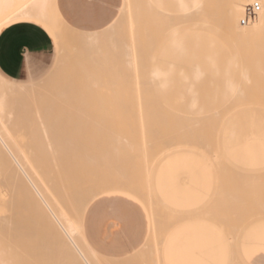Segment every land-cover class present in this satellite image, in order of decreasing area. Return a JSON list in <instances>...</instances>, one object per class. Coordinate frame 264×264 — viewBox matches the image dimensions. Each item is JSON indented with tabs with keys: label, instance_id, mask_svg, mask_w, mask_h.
Instances as JSON below:
<instances>
[{
	"label": "bare ground",
	"instance_id": "obj_1",
	"mask_svg": "<svg viewBox=\"0 0 264 264\" xmlns=\"http://www.w3.org/2000/svg\"><path fill=\"white\" fill-rule=\"evenodd\" d=\"M143 1H145V3H142ZM255 3H258L261 6V10L259 11L256 19L254 21L250 22L249 24H247L245 26H242V24H243L242 20L245 17L246 8L248 6H250V5L255 4ZM142 5H144V6H142ZM156 14H157V16H159V19H162L161 17H163V21L164 22H161L162 20H159V19H157V20L162 25V26L159 25L158 28H160V27L165 28V30L163 29L164 31L162 30L165 33V34L163 33V35H162L163 37H165V42L164 43H162L164 41L163 40L164 38H161L162 37L161 36L162 32H161V30H158L157 29V24L158 23L156 24V22H158V21L156 20V18H158V17L156 16ZM153 15H154V17H153ZM144 16L145 17L148 16L150 18L149 19L146 18V19L143 20V18H145ZM155 16H156V18H155ZM17 19H32V20H36V21H39L42 24H44L57 37L58 44L60 46V51H61V47L63 45L62 44L63 36L64 35L71 34L73 32V30H74L71 27H69L61 19V17L59 16V13H58L57 7H56V0H0V28L2 26H4L5 24H7V23H9L11 21L17 20ZM147 20H149L150 22H148ZM146 22L149 23L152 27H150V25L147 24ZM239 22H240V25L242 27H244L243 29H240L239 28ZM140 23H141V25L144 24V26H146V27H143L141 29V31L143 32V34L140 33L141 36L139 34ZM154 23H155L156 26L154 25ZM147 27H150V29L153 30V31L150 30V32H152L153 34L149 32V29ZM145 28H147V29H145ZM154 28H156L157 30H155ZM160 29H162V28H160ZM146 30H148V31H146ZM145 34L146 35L151 34L150 37L153 36L152 38L154 40L156 39V42L155 43L152 42V43H153V45L156 44L154 46H155V48H157V51H156V49L154 48L153 45H151V42H150V45L151 46H149V47H152L153 46V48L155 50V51L152 50L154 52V55L152 54L151 51H148V49L144 50V52L145 51L151 52L150 54L153 55L151 57V61H154L155 62V63L154 62H151L154 65L150 63L152 65V67L150 65H148V67H151L149 71L146 70V69H149V68L146 67V66H144L143 63H142L143 65H141L140 67L138 66V63H137L138 60L141 59V55H142V53H141L140 56H139V54H138L139 53V49L138 48H142V47L144 48L145 45H146L144 42H147L148 41L147 40L148 38L150 39V37L148 36V38H146L145 41H144L143 38L146 37ZM140 37H143V38L141 39ZM263 37H264V0H141V1L140 0H125L124 7L122 9L121 15L115 21V23H113V25H111L109 28H107L106 30L101 31V32H97V33H84V32H80V34L77 36V39H78V42H79V45L80 46L79 45H73L71 47H73V49H74V46L76 48H77V46H79L77 48L78 50H80V47H81V54H82L81 56L82 57H79V55L77 56V54L75 53L78 50L75 51L74 52L75 54H74L72 48L68 52L72 56L70 55L71 57L70 56L68 57L67 56L68 53H67L66 54V57H68V59L69 58L70 59L71 58L72 59L73 58L74 59H78L76 57H79V60H77V61L76 60H70L71 62L73 61L72 62L73 63L72 65H75V67L77 66L78 70L76 68L77 71H75V72H78L79 75L75 76V74H77V73L74 74V72H73V70H75V67L72 68V65H71V70H72L71 71L70 68H69L70 66L68 67V65H70V64L64 58L65 60L63 59V61L64 62H67L68 64L66 63L67 65L66 64L64 65V66H67V68H65L62 65L63 66V69H61L62 70L61 72H63L64 70H65V72H63L62 74L60 72L59 73L60 75L57 74V75H59L58 77H60V79L59 78L58 79L56 78L57 75H56V77L54 76L57 79V81L59 80L58 82L61 85H63L62 87L59 85V83L57 84V81H56L55 78H54V80H53V78H49L45 82H39V83L31 84V85H17V84H14L12 82L7 81L6 79H4L3 77L0 76V264H115L114 262H112V261H110V260H108L106 258H103L100 255H98L97 253H95L89 247V245L87 244V242H86V240L84 238V235H83V217H84L85 211H86L88 205L95 198H97L98 196H100L101 194H103L105 192L102 191V192L89 193L90 191L88 190L87 186H86L85 192H82L81 193V191L78 190L77 188H76L77 189L76 190L75 189L76 184H78V183H80V181L84 180V179H82V180L79 179V173L84 172L83 173L84 175L87 174L88 177L87 176H84L85 178H87L85 180H87V182H90L88 180H91V182H90L91 185L92 184L94 185L96 183V181H98L96 178L99 179V176H100V178L102 179V177H104L103 175H101V173H100V175L98 177H96V175H95V172H96L95 171V168L98 167L99 163L96 164L97 161H95V160H97V159H94V158L96 156H99V157H101V156L102 157H107L108 155L110 156L112 154H116L117 155V156L113 155L112 158L114 159V161H116V160L118 161V159H120V158L124 160L125 156L127 157V156H129L131 154L133 155L135 153V154H137L139 156L138 157L136 155V158H135L136 160L134 159L135 155H134V157L132 156L133 160H132V158H130V157L129 158L132 161H136L134 163H137L138 160H139V159H137V157L140 158V159H142L141 157L143 155H144L143 156V158H144L147 155V153H149L148 154L149 158L146 157L145 159H143V162H142V160H139V163L142 162L143 163L142 166L145 168L146 165H147L145 163H148V161L150 160V156H151V154L153 152L150 149V151H152V152L149 151V152L146 153V151H148L146 149V146H147L146 144H147V142H149V140L147 139V133H148L147 131H150V129L152 127H153V129H151V131L154 130L153 132H155V133L158 132V131L159 132L161 131L160 133H157V134H159L158 135V138H160L161 140L158 139L159 141H157V140L155 141L153 139V137H152V141L154 140L160 146H161V143H162V147H161L162 150L160 151V148L158 147L157 144H155V143L153 144L154 141L152 143L150 142V144H152L154 146V148L152 146H150V147H152L153 150L159 148L158 150L160 152L157 153L154 150V153L153 154L157 153V154H155V156L156 155L159 156L160 159L162 157L163 158L162 161H164L167 157H169V156H171L173 154H176V153L185 152V151H193L194 152V150H197V147H199V145H201L200 148L203 147L204 149L203 148L202 149H199V150H197V152L200 155L204 156L206 159H208V160L211 161L213 159L212 158V155H211L212 152H213L212 149H214L216 146L218 148L221 147V145H220L219 142H218V145H220V146L214 144V143H217L216 142V140H217L216 134L218 135V133H221L220 132L221 130H219V132L217 130L220 129L219 127H221L222 125L224 126V124L222 123V119H223V122L226 123L225 120H228V116L230 118L232 116V115L230 116V114H232L233 111L235 113V110L237 109L236 107H238V106L234 107L235 105H237L235 103V101H237V103L239 104V107L241 105L242 106L245 105V106H243V108L245 109V107L248 106V104H246V103H250L251 102V101H249L250 98L251 99L255 98V99H257V100L253 99L255 105H257V108H255V109H258L259 110V108H260L261 110H263L262 108H264L263 107L264 105L262 106V103H258V102H260L261 99L262 100L264 99V93L262 95L258 91V93L260 95H262V97L260 96L261 99L258 101V99L260 97H258L259 94L257 93V89H252L251 88L252 92L250 94H252V95L249 94L251 96L249 98L248 97L249 95H247L249 92L247 93V91L243 87V85L239 83V82L242 81V79H241L242 73H241L240 81L239 80H233L234 82L236 81L235 82L236 84L234 83L233 87L236 86V85H238V84L240 85L239 88H238V86H236V87H237L238 90H241L240 87L243 89L244 94H245L244 97L247 95V99H246V97H245V99L243 98V100H245V103H242L244 101H242L240 99V98H242L243 94H242V96L239 99H237V100L236 99H233L234 97L237 96L236 93H239L238 94V96H239L242 91H238L236 89V87H235V89H234L236 91V93H235L234 90H233V88H232V85H230V83H226L227 84L226 86L229 87V89L231 87L232 88L231 90H233V92H231V94L232 95H235L236 94V96H232L231 94H230L231 95L230 96L228 94L229 93L228 91H230V90H228V88L225 87L224 89H225L226 95H229L232 98L231 99V102H230L229 97H227V99L229 100V103H231V104L230 105H227L228 104V100L226 99V97L224 98L226 105H225V103L222 104L221 102H214V99L212 98L213 99V101H211L212 102V106L214 105L216 107V109H215V111L214 110H211L214 113H213V115L212 114L210 115V113L208 114L206 112H202V110L205 111V109H201V107L204 105V102H205L204 107H206V105H209V108L211 109L212 108L211 102H210V100H212L211 97L212 96H216L217 99L216 98L215 99L218 101V99H220L221 97L219 96V98H218L217 95L220 94V93H222V92H224V90L221 89V92L220 93H219V90H220L221 87L220 88L219 87H216V88H219V89H215L213 91L210 90V91H212L211 97L208 96V95L211 94L210 91H209L210 94L207 92L208 95L206 94L207 96H205V97H207V100L204 101L203 99L205 97L203 96V99H202V97H200L201 95L199 96V94H198L199 90L198 89H195V87L197 86V84H199L201 82V80H203L204 74H202L203 76L198 77V78L196 76L198 74L201 75V73H199V72L202 71V68L199 65L193 64L192 67H191L190 74L187 75V73L184 72V70L182 68H180L177 63H174V62H162L161 61V58L164 57V56H168V55H176V56L195 55L196 52H197V49H196V47H194L192 45L193 44L195 45V43L199 42L200 40L220 38V39L233 40L234 42L236 41L237 43H244V44L245 43H248L249 44L253 40H255L257 42L263 41L264 40ZM259 38H260V40L258 41ZM159 39L160 40H163V41L161 42ZM138 40H140V41L137 42ZM141 41H144V42L142 43ZM149 41H153V40H149ZM249 41H251V42H249ZM140 42L142 44H140ZM138 43L141 45V47H138ZM157 43H159V44L157 45ZM65 44H68V43H65ZM164 44H165V47H163ZM158 47H160V48L158 49ZM162 47L164 48L163 51H162ZM69 48H70V46L68 47L67 50H69ZM145 48H148V47L146 46ZM261 49L262 48H260V50H258V51L259 52L260 51H263V53H264V50L263 49L261 50ZM158 50L159 51L161 50L162 52L160 51L161 53H159ZM258 51H255L254 52V53H256L255 54L256 56L259 55V54H260V58L262 56H264V54L262 52L259 53ZM73 54H74V57H73ZM150 54H148V55H150ZM144 55L145 54H143V56H142L143 59H144ZM108 56H109V58L110 57H113L112 58L113 61L110 62V64H108V65L105 63L106 65L105 66H102L101 64H103V62H106V60H110V59H107ZM64 57H65V55H64ZM257 57H259V56H257ZM145 58H148V57H145ZM260 58H258L259 61L261 60ZM80 59H82V60H80ZM118 59H120L119 62L122 61L121 62L122 64L121 63H117V60ZM86 61H88L89 63L86 62ZM90 61H91V63H93L91 66H90V64H91ZM158 61L160 63L161 62L162 63L161 64L160 63L158 64L157 63ZM261 61H260V63H258V62L257 63L260 64V67L262 69L260 67H258L259 66L258 64H257L258 65L257 68H258V70L261 69L259 71H262L263 72L264 68L262 67ZM64 62H63V64H64ZM78 62H82V63H78ZM77 63H78V65H77ZM85 63L87 64L86 67H85V65H86ZM96 63H98L99 65H101V67H102V69H104V71L105 70H109V71H105V72L103 71V72L97 73L98 71H95L94 68H96V70H99L101 68H99L97 65L95 66L94 64H96ZM107 63H109V62H107ZM81 65H82L83 68H85V70L88 73H86V71L83 70L82 67H80ZM80 69H81V71H80ZM90 69H92L93 72L90 71ZM69 70L71 71V73L73 72V74H72V75H74L73 76V79L72 78L68 79L69 76L71 75V73H69L70 72ZM144 70H146V71H144ZM192 71H194V72L198 71V72L195 75V73L192 72ZM246 71H247V68L246 69H243L242 72H246ZM106 72H108V73H106ZM147 72H149V75L148 74L147 75H148V78L151 77L150 79H147L146 78L147 76H145V73H147ZM68 73L70 75L66 76ZM140 73H142V74H140ZM178 73H182L183 75L182 74L179 75ZM192 73H194V74H192ZM247 73H249V70H248ZM247 73H245V74H247ZM173 74L174 75L175 74H178L179 75V78H180L181 75L182 76H186L188 78V80L191 79V78H193L194 76L196 77V80H195V78H193L194 79L193 81H192V79L189 80V81H185L187 79L185 77L183 78L181 76L183 78L184 82H186L187 85H189V84L191 85V88H192V91L191 92H197L195 94L194 99H192V100L190 99L191 97L193 98V96H191L189 94V92H190L189 90H191V88L188 87V86H186V84L184 82H182L183 80L181 78L180 79V82L183 83V85H182V87L180 89L181 92H179L180 90H178V93H176V94L178 95L179 93H181V94L184 93L182 95L183 96V99H184V101H182L183 103L180 102L182 100V97H180L181 94H179L180 96H177L175 94V97L176 98L178 97L177 98L178 100H179V97H180V100L179 101L176 98L175 99H172L173 97L168 98L170 102H168V100H167L168 103H174V109L177 108L176 105H178V103H179V105L182 104V107L181 108H183V106L184 107L185 106L187 107L188 106L187 103L189 102V104H190V106H189L190 107V110L187 107L188 110L185 108L186 109L185 111H187V112L189 111L188 113L190 115L189 116L190 118L193 117V119H194V117H195L196 122L197 123L199 122V125H197L199 127H197L195 129V127H196L195 125L196 124L193 126V128H191V126H192L191 124L192 123L187 122V124L190 123V124H188V125H191L189 128H191V130L194 129V130H192L193 131V134H196V132H197V135L196 136H197V138H200V139L195 138L196 137L195 135L192 138L191 137V134H190V137L193 139V143H190V144H187L186 143V142L189 141V140L188 141L186 140L187 137H186V139H184V140H186V142L184 140H180V138H178V135L179 136H183L184 135V134L183 135L182 134L180 135V133H177V131L180 132L179 130H181L179 128H177L178 130L177 131L175 130L176 132L172 134V133H170L169 130H166L165 128L160 127L159 129H162V130H158V128H156L155 125H153L151 127L150 124H149L150 122H148V124L146 123L148 120L151 119L150 118L151 116H152V119H151V122L152 123H153L154 120L161 119V118H164V117H163V114L162 113H158L157 112V115H159V116H160V114H162L161 115V118L160 117L159 118L157 117L156 119L154 118V120H153V117L156 114H154L153 112L152 113L150 112L149 114L147 113V110L153 109L154 107L149 108V109L145 108L147 105H144V102L147 101L148 98H147V96H146V98H142L141 97V96H143V97H145V96L144 95H141L143 91H140L141 90L140 89L141 83L139 84L138 82H140L141 79H139V76L140 75H142V76L144 75V77L146 78V81L148 80L149 82L152 83V84H150L149 82H146L147 85L149 84V85L152 86V85H155L156 82H157L158 84H156V86H152L153 88L152 87L150 88V89H152L151 91H154L155 88H157V87L159 88V90H161L160 89L161 86H164L163 88H166V86H167V88L165 89V90H167L170 87V86L168 87V85L172 84L171 83L172 82V79H170V78H172L174 76ZM248 75H250V73ZM248 75H245L246 77L244 76L242 78L243 79L246 78V83L247 84H249V82H247V81L250 80L251 81L250 82V85H251V83L253 81L251 80V78ZM62 76H64V77L66 76L65 79L66 78L68 79V81H67V79L66 80L63 79V82L65 81L64 82L65 84L63 82H61L62 81L61 80ZM191 76H193V77H191ZM133 77L136 78V79H133L132 80L131 78H133ZM198 79H199V81H197ZM72 80L73 81L75 80L76 83L79 84V85L77 84L79 88L75 85L76 83L75 84L73 83ZM134 80H136V81H134ZM233 81H232V83H233ZM68 82H69L68 85L71 84V86H68L67 85ZM134 83L136 85H138V86L135 87L136 85H134ZM144 84H145V80L142 82V85H144ZM193 84H194V86L192 87ZM195 84H196V86H195ZM228 84H229V86H228ZM53 85H54V87H53ZM56 85H59V86L56 87ZM132 85H134V86H132ZM157 85H159V86H157ZM224 85H225V83H224ZM82 86H84V87L86 86L88 90L86 88L82 87ZM129 86H130L131 89L129 88ZM183 86L189 88L188 89V95H190L191 97L190 96L188 97L187 92H186L187 89H186L185 92L182 91V88H184ZM55 87H56V89L58 91L57 90L54 91ZM68 87H71V89L73 88V90H74L73 92H75V93H72L71 92L72 95H70L71 94L70 92H68V91L66 92V91L63 90V88H65V90H67ZM83 88L86 89L87 91L83 90ZM133 88L135 89V91L133 90ZM193 88L195 89L194 91H193ZM71 89L69 91H71ZM75 89H77V90H75ZM156 90H155V92H156ZM162 90H163V92H165L164 89H162ZM162 90L159 91V92L160 93H163ZM183 90H185V88ZM247 90H249V89H247ZM251 90H249V91H251ZM62 91L65 92V95H64V92H62ZM82 91L83 92L85 91L86 94L87 93L88 94L93 93L92 95H95V96H91L90 97V95L88 96V94L86 95ZM131 91H134V92L132 93ZM139 91H140L141 94L139 93ZM144 91L146 92L147 90L145 89ZM217 91H218V94L214 93V92H217ZM52 92L56 96L53 97V93ZM58 93H60V94L58 95ZM61 93H63V95H61ZM76 93H78V95H76V96L74 95L76 97L74 99L73 98V94H76ZM136 93H138V95ZM160 93H159L160 96H157V100H158V102H160V100L162 102H164L166 99L164 100V97ZM225 93H224V96H226ZM66 94H68L67 96L69 98H67ZM132 94L135 95V96H133ZM69 95L72 97V99L70 98ZM84 95H86L87 97L84 98L85 97ZM129 95L130 96L132 95V96L130 97ZM192 95H194V94L192 93ZM196 95H197V97H196ZM59 96L60 97H66L67 99H70L69 101L71 103H69V101L67 100L68 102L66 101V103H69V104H66V105H68V107L71 108V106L74 104V107L72 106L73 108H71V109H74L75 108V103L77 101H78V103H81V106L82 107L84 105V104L82 105V101H85V102L88 101V103H91L92 104V105L90 104L91 106H93L94 103L95 104H98V102L101 103L102 106H100V108L103 109L102 110V113H103V115L105 114L104 115L105 117L107 116V119L109 121V124H107V121L104 124H106V126H109L110 125L109 127H110V130L112 131V135L111 136H113L112 139L115 138V139H117V141H120V140L121 141L122 140H126L127 141L128 140L127 144H124V145H126L125 146L126 149H124V151L127 152L129 155H127V154L125 155V153L122 152V150H123L122 148H120V149L117 148V149L114 150V152L113 151L112 152H110V151L106 152L109 149L106 150V149L103 148L104 149V152L103 153L101 152L103 150H101V151L98 150L97 146H99V145H97L96 144L97 141H95V137L98 134L96 133V135L93 137V135L97 131H95L94 134L92 135V132L94 130L92 128V123L93 122H91L92 120L93 121H96V119L94 120L93 119L94 118V115L90 113L91 116L89 115L90 117L89 116H87V117H89V119L91 117H93V118H91L92 119L90 121L91 123L88 121L89 122V124H88L89 125L88 130H90L91 133L88 132L87 130H86V132H88V133L91 134V135L88 134V137H91L92 136L91 138L92 139L94 138L93 139V142H95L94 143L96 145L95 148L97 149V151H100V152H98V153H92L94 150H95V152H97V151H96L95 148L94 149L91 148L90 151L88 150L91 154H87L86 153L87 154V158L89 159L90 162L93 163L95 161L94 162L95 164H93V166L91 165V163L90 164H87L88 162L87 161H84L85 159H82L83 160L82 162L85 165H83L81 163V161H80L81 164L79 163L80 166H82L81 168L79 167V164H78V167L75 166V165H77V161H75V157H72L73 158L71 160L72 162L69 160L70 157H67L69 155L72 156L73 153L70 154L68 152V150H67V152L69 153V155L67 153H65L67 155H64L63 152H62L63 150L60 149L63 146L62 143L58 142L59 144H61V146H58V144L56 145V143H57L56 142V139H55L56 137L54 138V135H53V137L50 135V130L47 129L49 126L47 124L44 125L45 122L44 123L42 122V120H44V118H42L41 114H42V112L45 111V110L42 111V109H43L42 106H41L42 104L44 106L45 103H49L50 101L52 103V100H55V101L59 100L60 102L58 101L57 103H60V105L57 104L56 102L55 103L60 106L61 111L64 110L63 107H64V104L65 103L63 104V102L65 100L63 98H58ZM80 96L81 97L83 96V97L80 98ZM198 96H199L200 99H202V101H204L203 103L200 102V100H198ZM252 96H254V97H252ZM134 97H136V99ZM159 97L161 99H159ZM186 97H188V99ZM208 97H210V98H208ZM195 98H197V101L195 100ZM222 98H223V96H222ZM236 98H238V97H236ZM248 98H249V100H248ZM60 99H63L64 101L63 100H60ZM155 99H152V100H155ZM224 99H223V101H224ZM74 100H75V102H73ZM133 100L135 102H133ZM174 100H176V101L174 102ZM194 100L197 102V103H195V105L197 104L198 106H200V109H201V113H199L200 117L198 115V111L200 109L198 108V106H197V108L199 110H197V108L195 109V107H194L195 106L194 105V102L195 101ZM238 100H239V102H238ZM240 100L242 102H240ZM136 101H137V103H136ZM171 101H173V102H171ZM177 101H178V103H176ZM198 101L201 104H203V105L201 106V104ZM256 101H257V104H256ZM184 102L187 105H185ZM208 102H209V104H208ZM213 102H214V104H213ZM34 103H35V105L33 106ZM51 103L48 104L47 110H49L50 107L53 108L54 101H53L52 105H51ZM129 103H130V106H128ZM135 103H136V105L138 104V106L135 107ZM101 104H99V105H101ZM217 104H222L223 108L221 106L218 107L219 105L217 106ZM253 104H251V105L253 106ZM62 105H63V107H62ZM66 105H65V108H67ZM76 105H78V107L80 106L77 103H76ZM258 105H259V107H258ZM30 106L32 108L34 107L35 110L34 109H32V110L30 109L28 111V109L31 108ZM118 106H121L119 109H121L123 107L122 109H124V110H122V111L120 110V112L116 111V108H118ZM162 106H164V105H162ZM170 106L171 105L165 106V109L169 108ZM242 106H241V108H242ZM250 106H248V107L251 108ZM39 107L42 108V109H40ZM84 107H86V106H84ZM128 107L131 108V109H129ZM172 107L173 106H171L170 108H172ZM224 107H225V109H224ZM248 107H247V109H248ZM44 108H46V107H44ZM134 108H136V109H134ZM144 108L146 109V111L143 110ZM219 108H221V109L219 110ZM228 108H231V110L228 109ZM232 108L233 109L236 108V109L232 111ZM253 108H254V106L252 107V109ZM36 109L37 110L39 109L42 112L41 111H37ZM81 109H83V108H81ZM98 109H99V107L96 109L97 112L95 111L96 112V114H95L96 116H98L99 113L101 112V110H100V112H98L99 111ZM158 109H160V108H158ZM179 109H180V107L177 108L176 110L178 111ZM194 109L197 111V113H196V111ZM213 109H214V107H213ZM33 110L36 113H34ZM65 110L67 111V109H65ZM134 110H136V111H134ZM216 110L217 111L219 110L218 112H221V114L224 113V114H222V116L225 118V120H224L223 117L220 119V121L218 120L220 117H219V115H217L218 113L216 112ZM222 110H223V112H222ZM225 110H229L228 113L230 112V114H228ZM237 110H236V112L239 111V110L238 111ZM30 111H33V112H31V114L34 113L33 115H37V118L39 119V123L38 124L40 126L39 129L35 128V130L37 129V134L38 135L35 136V134L33 133V137H32V134H28L29 132H31L30 131L31 130L30 128H29L30 130L28 129L29 130L28 133L26 132L28 130L27 129L24 130L23 127H16L15 128V126L17 124H21V123H19V121L22 122L21 121L22 120V117L23 118L25 117V119H26V116L28 115V113H30ZM54 111H55L56 115H53L52 114L53 116H51L52 118L50 117L49 120L53 119L54 116H56V117L58 116L57 115V113H58L57 111L58 110L54 109ZM54 111H53V109L50 110V112H54ZM78 111H80V110H77V112ZM90 111L92 112L91 109H90ZM93 111H94V109H93ZM143 111H145V113H147V114L145 115V113ZM177 111L175 113H178ZM182 111H184V108H183ZM182 111L179 110V114H175L174 113L175 115L174 114L173 115L176 116L174 118H178L177 115H180L179 118H178V120L181 119L182 121H186L189 117L187 119L185 118L186 120H183L184 118L182 117L183 118L182 119L181 118V115L183 116L184 114H186V117H187V114L188 113L187 112L185 113V111L184 112H182ZM25 112H26V114H25ZM73 112H72V114L70 116H72V115L74 116L75 115V114H73ZM75 112H76V109H75ZM85 112H87V111H85ZM215 112H216V117H215ZM69 113H71V111H69ZM87 113H89V111ZM202 113H203V115H202ZM64 114L62 112L61 115H64ZM68 114H65V116L68 115ZM78 114H79V112H78ZM193 114H195L196 116H198L200 118V120L198 119V121H197V118L198 117L196 118V116L195 115L193 116ZM50 115L51 114H49V116ZM103 115H101V116H103ZM149 115H151V116L149 117ZM206 115H207L208 118H206ZM225 115H227L226 116L227 118L225 117ZM75 116H77V115H75ZM75 116H74V118H72L73 121H75L74 119H76ZM104 116L103 117H99V120H101V118H104V120H105L106 118ZM31 117H34L35 118L36 116H31ZM62 117H64V116H62ZM143 117H145V119L146 118H148V119L145 120V119H143ZM201 117H203V118H201ZM210 117L213 118V122H214V119H215V123L216 124H219L218 128L214 124H213V126L211 125L212 124L211 123L212 120L211 121L209 120V119H211ZM28 118H30V116H28ZM66 118L68 119L67 116L64 117L65 120H66ZM96 118L98 119V117H96ZM119 118H121L120 120H123L122 122H124V124H125V122H127L128 125H130L128 127L126 126L125 128L122 127L123 130L125 131V132L122 131L123 132L122 136L124 135V137H120L121 136V130L118 127L116 129V127H115V125H116L115 122L118 121ZM132 118H134V119H132ZM135 118H139V119L142 118L141 121L139 120L140 123H142L140 125L141 127L139 126L140 128L137 127L138 123H137V125L135 127L133 126V124H134L133 122L136 120ZM168 118H170L169 115H168ZM171 118H172V116H171ZM16 119H17V121H16ZM19 119H21V120H19ZM113 119H117V120L116 121L115 120L113 121ZM59 120H61V119L59 118ZM59 120H57V121H59ZM181 120H179L180 121V124L182 122ZM208 120L211 123V124L209 123V125L211 127H214V128H212L211 131H210V128L211 127L208 125V122H209ZM217 120H218L219 123L217 122ZM14 121L16 122V125H14ZM54 121H56V120L54 119ZM79 121H81V120H79ZM98 121H96V122H98ZM158 121H159V123H162V125H163V122H161L160 120H157V123H158ZM176 121H177V119H176ZM188 121H191V120L188 119ZM61 122H63V121L61 120ZM66 122L69 123V121H67V120H66ZM77 122L78 121L73 122L74 124L72 123V126L76 125L75 123H77ZM112 122H114L115 125L110 124ZM24 123H25L24 125H26V121ZM85 123H87V122H85ZM118 123L120 124L121 121L120 122L118 121ZM118 123H117V125H118ZM154 123H156V122H154ZM159 123H158V125H159ZM206 123H207V125H206ZM38 124H36V127H37ZM70 124H71V121H70ZM83 124L84 123H82L81 126ZM98 124H96V127L97 126H100ZM124 124L121 123L120 125L124 126ZM145 124L147 125V129L148 130L146 129V127H144V126H146ZM177 124H178V122H177ZM201 124H205L206 126H208L209 127V130H206L208 128H206V126L202 127ZM13 125H14V127H12ZM24 125H23V123L21 124V126H24ZM53 125H55V122H54ZM158 125H157V127H158ZM162 125L160 124L159 126H162ZM165 125H166V123H165ZM17 126H19V125H17ZM72 126H70V129L69 128H67V129H69V131L70 130L73 131L74 129H76L75 127H74V129L71 128ZM106 126H104L105 129L108 128V131H109V127H106ZM113 126L115 127V130L118 131V129H119L120 131L115 132V134H113V132L115 131V130L114 131L112 130ZM177 126L179 127V124ZM184 126H185V128H183V129L184 130H187L186 129V126H187L186 123H185V125H183V123H182V126L181 127H184ZM223 126H222V129H223ZM50 127L51 128L53 127L52 124H51ZM68 127H69V125H68ZM82 128H84V127H82ZM82 128H80V131H81ZM136 128H138L139 130L136 129ZM198 128L201 129V130L199 131ZM58 129H57L58 130L57 133H59V131L62 130L60 128H58ZM98 129H100V127ZM156 129L158 131H156ZM54 130H56L55 127H54ZM84 130L85 129H83V131ZM165 130L168 132L167 134H165ZM184 130H183L182 133H184ZM69 131H67L66 133H68ZM111 131H109V132H111ZM187 131H185V134L186 133H188V134L189 133H192V131L191 132L190 131L187 132ZM194 131H195V133H194ZM207 131H208V133H207ZM24 132H26V133H24ZM86 132L84 131V134L82 133L83 136H82V134H80L82 137L79 136V139L77 137V135H79V134H77V129L75 131V133L77 135H75V133L71 132V133L74 134V137L76 136V138H77L75 140L72 139V141L73 142L76 141L75 144H78V141H79V143H82L83 142V144L85 143L84 145L86 147V143L87 142H85V141H87V140H84V138H85L84 136H85V133ZM54 133H55V131H54ZM71 133H69L70 134V137H73V135ZM100 133H102L101 130H100ZM104 133H105V135H107L106 134V131ZM118 133H120V134H118ZM124 133H127V134H124ZM209 133H210V135H208ZM64 134H65V132H64ZM116 134L119 135V137H116V136L114 137V135H116ZM151 134H149V135H151ZM198 134L199 135L202 134L204 137L202 135L199 137ZM28 135H30V136L28 137ZM86 135H87V133H86ZM101 135H100L99 138L104 137V134H103V136H101ZM108 135H110V133ZM132 135L135 136L136 139H135V137H134V139H132L133 138ZM213 135L216 138H214ZM186 136H188V135H186ZM30 137L34 138V140L37 139V143L34 145L35 146L34 148H37L38 150H40V151L37 150L38 152H41V150L43 151L42 158L40 157L41 156V153L39 155L37 151L34 152V154H37L36 155L37 157L39 156V158L42 159L41 160L42 162H40V161L38 162L35 159L33 160V158H32L33 155H34L33 153H32L33 154L32 155L31 154V151H30V149L32 147V146L30 147V145H31L32 142H30L29 144H27L28 142H25L26 140L29 141ZM58 137L59 136H57V138ZM60 137L62 138V136H60ZM60 137L58 138L59 141L61 140ZM184 137L185 136H183L182 138H184ZM201 137H202V139H201ZM205 137L208 138V140L209 139L210 140L209 141L208 140H204V139H206ZM211 137H213L215 140L213 141L212 140L213 138H211ZM32 138L30 140H33ZM69 138L68 139L67 138H64V141H62V142H65V139H67L66 141L70 142L71 140ZM218 138H220V134L218 135ZM80 139L83 140V141L80 142L81 141ZM96 139H98V137H96ZM106 139L107 138H104L103 141L106 140ZM115 139H113L112 144L115 142L114 141ZM149 139H150V137H149ZM195 139H197L196 142H198V143L194 142ZM108 140H109V138H108ZM143 140H145L147 142H145ZM179 140L182 141V142H180ZM89 141H91L90 138H89ZM101 141H102V139H101ZM136 141H138L139 143H136ZM202 141H204V142H202ZM205 141H207V144H206ZM217 141H220V140L218 139ZM104 142H101V143H103V145H105L106 142L109 143L107 140H106L105 143ZM143 142L145 143V146H143V144H142ZM201 142H202V144H201ZM101 143L98 142V144H101ZM107 143L104 146L105 148L107 147ZM140 143H141V146H140ZM89 144L90 143L87 144V149H88V145ZM119 144H120V142H119ZM205 144L208 145V146H206ZM108 145L111 146L110 143ZM124 145L122 144L123 147H124ZM192 145L193 146L195 145L196 148L194 149ZM89 146H92V145H89ZM122 146H117V147H122ZM139 147L140 148L141 147H143V148L145 147L146 150L142 148L143 149V151H142V149H140ZM63 148H64V146H63ZM99 148L102 149V147H100V146H99ZM74 149H75V147H74ZM83 149H85V148H82V150ZM31 150L33 151V149H31ZM75 150L78 151V149H75ZM91 150H92V152H91ZM144 150H145V152H144ZM138 152H140V153H138ZM161 152H162V154L160 156V153ZM82 153H84V150H83ZM78 154H79V152H78ZM78 154H77V156H78ZM219 154H220V151H219ZM63 155L66 156V158H63V161H62L61 159H62V157H64ZM163 155L164 156L166 155L165 156L166 158L163 157ZM213 155H214V153H213ZM120 156H122L124 158H122ZM153 156H151V159H153ZM218 156H220V155H218ZM37 157H35V158H37ZM114 157L115 158H118L119 157V158L118 159H115ZM80 158H81V155H80ZM101 158H100V161H101L100 164H102V165H105L106 164V166H107V163H105V162H108V161H105V158H102L104 160V162H103ZM112 158L110 157V160H112ZM155 158H156V160H158V161H156L157 163H154L153 162L155 164V166H156L157 164L158 165L160 164L161 160H159L158 157H155ZM65 159H67L69 161L64 162ZM121 159L118 161L121 164L120 166H119L118 162L117 163H115V162L112 163L113 160L108 162V163H110L112 165H115V164L117 165L118 164L116 166L118 168L115 167L113 170L111 169L112 172H115L116 178H119V177H121L122 179L124 178L123 179V181H124L126 179L125 176L127 175V178H128L129 174H131L132 168H134L135 172L138 173V174H134V172L132 173L133 176L134 175L136 176V179H138V182H143V180H144V178H143V180L140 179L141 176L139 174H143L142 172L145 171L144 174L142 175L145 178H147V176H150V174L152 173L151 176L149 177L151 179V183L149 182L150 183L149 184V188L147 186V180H149V179H145L146 183H145V181H144L145 184L143 183V185H145L147 187L144 186V188H143V187H141V184L142 183L140 184L141 189L143 188V189L146 190V188H147L148 190L151 191V195H152V192L155 191L154 190V179H155V175L154 174L156 173L155 170H157V167H158V166L157 167H154V164L153 163L151 164V161H153V160L149 161V164L147 165V167L145 168V170L141 166H139V170H136L137 169V164H136V168H135V164L132 161L128 160V158H126V160H128L129 162L126 161V163H124L125 161H123ZM146 159L147 160L149 159V160L147 161ZM223 159H225V158L222 157L221 160H217V159L216 160H217V162H220V161L221 162L222 161L225 162V160H223ZM45 160L48 161V165L50 167H48V165H47V163H46ZM106 160H107V158H106ZM145 160H146V162H145ZM227 160H226L225 165L228 168H233V170H232L233 173L232 172H227L228 171V168H227V171L226 172H222L221 173V177H222L221 179H222V181L219 180L220 178L218 179V181H219V183L221 181L222 185L223 184L224 185L222 186L220 184L222 186V188L220 187L221 190H222V192L220 194H223V192H224L223 189L226 188V185H227V188H228V187L231 186V183L232 182H234L233 184H236V183L237 184L238 183L240 184V179L239 178L242 177V179H243V176H244V178H246L247 177L246 175L248 173L250 174L252 172V171L251 172L247 171L246 173L245 172H242V171L239 172L241 169L240 170L238 169L239 171H237V169H236V171H234L235 170L234 169L235 166L234 165H231L230 166V163L229 162H228V165H227ZM213 161H215V160H213ZM69 162H71L72 164H70ZM84 162H87V163H84ZM130 162H132V163H130ZM74 163H76V164L74 165ZM127 163L130 164V168H129L130 170L128 168L127 169L125 168L126 169V172H128V174H124V166ZM211 163H212V161L210 162V164ZM213 163L215 164L216 162H213ZM129 164H127L126 166L128 167ZM150 164L153 165L154 169L151 166L152 171H150V174H148V175L146 174L145 175V173H148V172H146V169L148 168L147 169L148 171L150 169V167H149ZM43 165L46 166V168H49V169L43 168L44 167ZM73 165L75 167H77V169H79L81 171H77L76 168ZM89 165H91V166L88 167ZM217 165L218 164H216V166ZM221 165H224V164L221 163L218 166L220 167ZM85 166H87L89 169H87V167H85ZM100 166L101 165H99V167H98L100 169L97 168V172H98V170H101V167ZM108 166H110V165H108ZM212 166H213V164H212ZM224 166H223V168H222V166L220 167L222 169H220L218 167V170L217 171H219V169H220V171H222L223 169H225ZM91 167H93V169H91ZM83 168L84 169L86 168L87 170L86 169L83 170ZM141 169H142V171H141ZM73 170L74 171H77L78 173L77 172H74ZM90 170H91V172L93 170V172L91 173ZM102 170H103V168H102ZM109 170H110V168H109ZM258 171L260 173V170H258ZM263 171L261 170V172H263ZM97 172H96V174L98 175ZM234 172L235 173L237 172V173L234 174ZM90 173H91V175H90ZM108 173H110V172H108ZM223 173H225V175H223ZM241 173H243V174H241ZM121 174H124V177L119 176ZM93 175H95V177H93ZM110 175L111 174L106 175V176H110ZM117 175L119 177H117ZM229 175L232 176V177H230L232 179L234 177L236 178V176L239 177L238 179H236V181L239 180V182L237 181L235 183V179H233V181H232V179H228L229 178ZM90 176H92V177L90 178ZM115 176L113 177L114 179H115ZM133 176H132V178H135ZM218 176H220V175H218ZM223 176L224 177L225 176L228 177L227 179L229 181L226 179V177H225V179H223ZM253 176H256V175H253ZM253 176H250L249 175V178H251L250 180H252ZM260 177H259L260 179H258V181H261L262 182V180H264V179H262V177H264V175L262 176V174H261ZM94 178L96 180L95 182L93 181ZM132 178H130V176H129V180L128 179H126V180L130 181ZM249 178H247V179L249 180ZM101 179L99 180L100 181L99 182L100 183L99 186H102V184H103V183H101L102 181H104V182L108 181V180L105 181L106 178L105 179H102V180ZM108 179H110V178H108ZM139 179L141 181H139ZM254 179L255 178H253V181H254ZM134 180H133V182H134ZM225 180L228 181V182L231 181L230 184H228V182L225 183ZM243 180H241V181H243ZM115 181L118 182L120 180L115 179ZM245 181H243V182L246 183L247 181L246 182ZM253 181H252V183H255L253 185L256 186V187L253 188V190H255V192H256V189L255 188H257L259 190V188L257 187V185H259L260 183L257 182V184H256V180H255V182H253ZM85 182L83 181L82 184L84 185ZM92 182H94V183H92ZM136 182H135V184H136ZM90 183H87V184H89V187H91ZM106 183H108V182H106ZM120 183H121V181H120ZM120 183H117V184H120ZM122 183H124V182H122ZM96 184L98 185V183H96ZM131 184L134 185L133 183H131ZM131 184H130V186H131ZM237 184H236V187H234L233 185H232V187L235 188V189H237ZM104 185H105V183H104ZM137 185L139 186V183H137ZM242 185H244V184H242ZM83 187L85 188V186H83ZM94 187L92 186V188H94ZM232 187H230V189ZM239 187H240V185H239ZM239 187L235 191V195H236L237 192H239V190H240ZM247 187L248 186H246V188ZM250 187L252 188V186H250ZM250 187H248V189ZM84 188H82V189L84 190ZM96 188H97V186H96ZM138 188H136V189L137 190H141V189H138ZM151 188L154 191H152ZM217 188H219V185H218ZM246 188H244V189H246ZM71 189L73 190V192H72ZM241 189L243 190L242 187H241ZM92 190H94V189H92ZM250 190L255 195V193H254V191H252V189H249L248 191L247 190L246 191L247 192H250ZM262 190H263V188H262ZM262 190H260V191H262ZM75 191H77L76 192L77 194L75 193ZM142 191L144 192V190H142ZM228 191H230V190L228 189L227 192ZM241 192H242V194H243V192L245 193V191H241ZM262 192H264V191H262ZM147 193H149V195H150V192H147ZM217 193H215V194L217 195ZM231 193H232V190H231ZM233 193H232V195H233ZM260 193H259V195L262 196ZM154 194L155 193H153V195ZM220 194H218V195H220ZM249 194H250V196H252L251 193H249ZM218 195H217V197H218ZM228 195L229 196H232L230 194V192H229ZM238 195H239V193H238ZM219 197H218V200L217 201H219V199L222 200V198H219ZM241 197H239V198H241ZM252 197H249V196L246 197V195H245L244 198L254 199ZM154 199L155 198H153L152 200H154ZM241 199H243V198H241ZM255 199H256V197H255ZM147 200H148V198H147ZM223 200H222V204H220L222 206V209H223ZM229 200H230V198H229ZM261 200L262 199H260L259 202ZM242 201H243V203H242L243 205L241 204V200H240V203H239V204L242 205V208H245V207L248 206L249 207V210H255V209H257V208L254 209V207H253V209H251V207L254 206V204L250 207V205H247V204L244 203V200H242ZM245 201H247V199ZM251 202L252 201L250 200V204H251ZM259 202H258V204H260ZM225 203L226 202H224V204ZM234 203L237 204V202H235V200H234ZM234 203L231 202V204H233L234 206H236ZM155 204H157V203H155ZM231 204H230V206H231ZM244 204H245V206H244ZM162 205H164V204L162 203ZM233 205L231 206V208L233 207L234 209L232 208V210L229 209L228 211H230V210L231 211H233V210L238 211L239 210V208L237 209ZM230 206L228 205L227 207H230ZM237 207H238V204H237ZM256 207H258V206H256ZM161 208H164V207L162 206ZM159 210L162 211V209H160V208H159ZM247 210L248 209H246L244 212H242L240 210L241 212L238 211V214L239 213H243L244 214L245 212H247ZM261 210H260V212H262ZM216 211H218V209ZM163 212H165V214H166V209L165 208H164V211ZM167 212H169V210H167ZM260 212H257L256 215L257 214H262ZM251 213L252 212H250V214ZM238 214H237V216H236V214H234V215L236 217H238V216L241 215V214H239V215ZM247 214H249V212H247ZM224 215H225V213H224ZM229 215H231V213H229L228 216ZM235 216H234V218H235ZM242 216L243 215H241V219H236V220L238 222H241L242 219H243ZM250 216L251 215H249V216L247 215V217H250ZM221 217L222 216H220L218 218H221ZM232 218H233V215H232ZM232 218H229V220L230 219L232 220ZM176 219L178 220V222H177ZM176 219H175V222L176 223H179V221H180L179 219H181V218H177L176 217ZM223 220H224V216H223ZM239 220H241V221H239ZM159 221H161V220H159ZM234 221H235V219H234ZM238 222H237V224H238ZM36 224H39V225H36ZM157 224H159V223H157ZM35 225H36V227H35ZM230 225H229V227H230ZM238 225H240V224H238ZM167 226H166L167 228L164 227V229L169 230V228L172 227V225H171V227H170V225H167ZM37 227L40 228V229L38 228V230H40V231L42 230L40 232V235H36V229H37ZM160 227H161V225H160ZM238 227H236V228H238ZM34 228H36V229H34ZM161 228L163 229V227H161ZM160 229H159V231H160ZM164 229L162 230V232H164V234L166 235L167 233H165V232L167 230L165 231ZM34 232H35V234H34ZM153 232H154V226H153ZM164 234H163V237H164ZM159 235H160V233H159ZM39 236H40V238H39ZM157 237H160V236L157 235ZM157 237H155V238H157ZM163 237L158 242L164 241L163 240L164 239ZM158 242H156V244L154 243L155 244L154 247L156 248V250L153 249L152 252L150 251L151 253H158L157 258L160 256L159 254H161V252H162L161 249L163 248V244H164V243L161 244L162 247H161V245L160 246L158 245V247H157L156 245H157ZM157 248H159L161 252L159 251V249L157 250ZM154 251H156V252H154ZM150 259H152V260H150ZM153 259L154 258H149L148 260H150V261H148L147 259H145V264H147V262H148V264H151L152 261H153ZM141 261H140V264H141ZM117 263L120 264L118 261H117ZM142 264H144V262ZM152 264H155V262L153 261ZM158 264H159V262H158Z\"/></svg>",
	"mask_w": 264,
	"mask_h": 264
},
{
	"label": "rangeland",
	"instance_id": "obj_2",
	"mask_svg": "<svg viewBox=\"0 0 264 264\" xmlns=\"http://www.w3.org/2000/svg\"><path fill=\"white\" fill-rule=\"evenodd\" d=\"M117 1V6H116V9H115V15H114V17H116V15L119 13V7L122 5V0H116ZM141 1V0H140ZM142 3H145V1H143ZM142 6H144V5H142ZM143 8V7H142ZM156 16H157V14H156ZM156 16H155V18H156ZM142 17V16H141ZM145 17V16H144ZM153 17H154V15H153ZM158 18H156V20L157 19H159V16H157ZM146 18H150V17H145V18H143V20L144 19H146ZM162 19H159V20H162L161 22H164L163 21V17H161ZM148 22H150L149 20H147ZM158 21V20H157ZM144 23V22H143ZM147 23V22H146ZM158 23V24H157ZM147 24H149V23H147ZM152 24V23H151ZM156 24H157V29L158 30H161V32H162V34H161V36L163 35V31L165 30V28H163V27H160V28H162V29H160V28H158L159 27V25L160 26H162L161 25V23H159V21L158 22H156ZM164 24V23H163ZM150 25V24H149ZM153 25V24H152ZM154 25H155V23H154ZM156 26V25H155ZM242 26H245L244 24H242ZM241 25H240V22H239V28L240 29H243L244 27H242ZM143 27H146V26H144V24L143 25H141V23H140V30H139V34L141 33V34H143V32L141 31V29L143 28ZM150 27H152L151 25H150ZM150 27H147L148 29H149V32H150ZM147 28H145V29H147ZM155 30H157L156 28H154ZM164 29V30H163ZM144 30V29H143ZM163 30V31H162ZM80 31H81V29H77L76 28V30H73V32L71 33V34H68V35H64L63 36V39H62V47H61V51H60V46H59V51L58 50H56L55 48H51L50 49V51H49V53L44 57V61H47V64L46 65H44L40 70H38V71H35V72H33V73H29L27 76H25L24 78H22V79H20L21 81H23V82H45L46 80H48L49 78H53V80H54V78L56 77V75L57 74H59L62 70L61 69H63V66L67 63V62H64L63 61V59L65 58L66 59V61H68V63L70 64V65H68V67L70 68V70H71V65L73 64L70 60H79V57H82L81 55V47H80V50H78L77 48L80 46L79 45V42H78V39H77V36L80 34ZM146 31H148V30H146ZM145 31V32H146ZM151 31H153V30H151ZM155 32V31H154ZM160 32V33H161ZM150 33H152V32H150ZM157 33V32H156ZM73 34V35H72ZM141 34H140V36H141ZM153 34V33H152ZM165 34V33H164ZM77 35V36H76ZM146 35V34H145ZM150 35L151 34H148V35H146V37L145 38H143V37H140L141 39L143 38L144 39V41H145V39L146 38H148V36L150 37ZM144 36V35H143ZM155 36V35H154ZM160 36V35H159ZM75 37V38H74ZM153 36H151L150 37V39L148 38L147 40V42H144V41H141L142 43L144 42L145 44V47L147 46L148 48H138L139 49V56H140V54L142 53V55H141V59H139L138 60V66L140 67L141 65H143L144 64V66H146V67H148V65H150L151 67H152V65L151 64H153V63H151V62H154V61H151V57L154 55V52L153 51H155L154 50V48H155V46L154 45H156V44H154L153 45V43H155L156 42V39L154 40L153 38H152ZM152 38V39H151ZM156 38V37H155ZM161 38H164L163 40H160L162 43H164L165 42V37H161ZM264 38V37H263ZM69 39V40H68ZM64 40V41H63ZM149 40H153V41H149ZM140 40H138L137 42H139ZM76 42V43H75ZM140 42V44H142ZM150 42H151V45H153L154 46V48H153V46L152 47H149V46H151L150 45ZM153 42V43H152ZM159 42V41H158ZM236 42V41H235ZM233 40H229V39H220V38H215V39H206V40H200L199 42H197V43H195V45L193 44L192 46H194V47H196V49H197V52H196V54L195 55H186V56H176V55H168V56H164V57H162L161 58V61L162 62H174V63H177L178 64V66L180 67V68H182L183 70H184V72H186L187 73V75H189L190 74V72H191V67H192V65L193 64H196V65H199L201 68H202V71H209V70H211V69H213V70H217V69H225V65L228 63H231V62H226V60L228 59V60H231V59H233V58H231V57H227V55L228 56H230V55H236V54H242V53H253V52H255V51H258L260 48H262L263 50H264V45H262V46H258L257 45V41H255V40H253L252 42L251 41H249V42H251V43H235ZM65 43H68V44H65ZM148 43V44H147ZM139 43H138V47H141V45H140ZM159 43H157V45H158ZM68 45V46H67ZM73 45H79V46H77V48L74 46V49H73V47H71V46H73ZM67 46V47H66ZM70 46V48H69V50H67L68 49V47ZM160 46V45H159ZM66 47V48H65ZM161 47V46H160ZM160 47H158V49L160 48ZM163 47H165V44H164V46ZM162 47V51H163V48ZM71 48H72V50H73V53L75 52V51H77V52H75L76 54H77V56L79 55V57H76V58H78V59H68V57L71 55V54H69L68 52L71 50ZM150 48V49H149ZM153 48V49H152ZM259 48V49H258ZM146 49H148V51H151L152 52V54L153 55H151L150 53L151 52H147V51H145L144 52V50H146ZM156 49V51H157V48H155ZM256 49V50H255ZM142 50V51H141ZM153 50V51H152ZM161 51V50H160ZM159 50H158V52L159 53H161ZM72 52V51H71ZM259 52V51H258ZM261 52H263V51H261ZM68 53V54H67ZM74 53V54H75ZM79 53V54H78ZM66 54H67V56L68 57H66ZM74 54H73V57H74ZM143 54H145L144 55V59H143ZM148 54H150V55H148ZM64 55H65V57H64ZM148 55V56H147ZM72 56V55H71ZM70 56V57H71ZM110 56V55H109ZM109 56H108V58L107 59H110V60H106V62H103V64H101L102 66H105L106 64L108 65V64H110V62H112L113 60H112V58L113 57H110L109 58ZM61 57V58H60ZM63 57V58H62ZM145 57H148V58H145ZM64 59V60H65ZM80 60H82V59H80ZM119 60L120 59H118L117 60V63H121L122 61H120L119 62ZM70 61V62H69ZM63 62H64V64H63ZM85 62V61H84ZM86 62H88V61H86ZM107 62H109V63H107ZM161 62V63H162ZM67 63V64H68ZM78 63H82V62H78ZM78 63H77V65H78ZM89 63V62H88ZM90 63H91V61H90ZM95 63V62H94ZM106 63V64H105ZM143 63V64H142ZM147 63V64H146ZM151 63V64H150ZM155 63V62H154ZM158 64L160 63L159 61L157 62ZM160 63V64H161ZM66 64V65H67ZM86 64V63H85ZM93 63H91L90 64V66L92 65ZM122 64V63H121ZM63 65V66H62ZM80 65V64H79ZM95 66L97 65L99 68H101V69H99V70H96V68H94V70L95 71H98L97 73H99V72H103L104 71V69H102V67H101V65H99L98 63H96V64H94ZM154 65V64H153ZM87 66V64L85 65V67ZM61 67V68H60ZM65 68H67V66H64ZM73 67H75V65H72V68ZM80 67H82V65L80 66ZM89 67V66H88ZM151 67H148L149 69H146L147 71H149L150 70V68ZM76 68H77V66L75 67V70H73V72H74V74L75 73H77V74H75V76H77V75H79V73L78 72H75V71H77L78 70V68H77V70H76ZM83 68V67H82ZM92 68V69H93ZM87 69V68H86ZM92 69H90V71H92ZM60 70V71H59ZM69 70V71H70ZM83 70H85V68H83ZM88 70V69H87ZM146 70H144V71H146ZM72 71V70H71ZM71 71L69 72V73H71ZM80 71H81V69H80ZM86 71V70H85ZM84 71V72H85ZM105 71H109V70H105ZM104 71V72H105ZM143 71V70H142ZM58 72V73H57ZM63 72H65V70L63 71ZM63 72H61V74L63 73ZM73 72L71 73V75L68 73L66 76H68V75H70L69 76V78L68 79H70V78H72L73 79V76L74 75H72L73 74ZM93 72V71H92ZM91 72V73H92ZM193 72V71H192ZM81 73V72H80ZM86 73H88L87 71H86ZM90 73V74H91ZM96 73V72H95ZM106 73H108V72H106ZM111 73V72H110ZM185 73V74H186ZM140 74H142V73H140ZM149 75V72H147V73H145V76H147L146 78L147 79H150L151 77H149L148 78V75ZM179 75L180 74H182V73H178ZM178 74H173L174 76L172 77V78H170V79H172V84H170V85H168V89L167 90H165L166 88H167V86H166V88H163L164 86H161V90L162 89H164L165 90V92H163V90H162V92L163 93H160L159 91H161V90H159V88L157 89V88H155V90H156V92H155V90L154 91H151L152 89H150L152 86H156V84H158L157 82H156V84L155 85H147V83L146 82H149L148 80L146 81V78L144 77V75L142 76V75H140L139 76V79H141L140 80V82H138L139 84L141 83V86H140V91H143L142 92V94L140 93V91H139V93L141 94V95H144L145 97H143V96H141L142 98H146V96H147V98H148V100L147 101H145L144 102V105H147L145 108H147V109H149V108H152V107H154L153 109H149V110H147V113L149 114L150 112L152 113H154V114H156L154 117H153V120H154V118L156 119L157 117L159 118H161V115L163 114V117L164 118H161V119H156V120H154L153 121V123L154 122H156L157 123V120H160L161 122H163V125H162V123H159V121H158V123H159V125L161 124L162 126H159L158 125V123L156 124V123H152L151 122V119H152V116L151 115H149V117L151 118L150 120H148L146 123L148 124V122H150L149 124H150V126L152 127L153 125H155L156 126V128H158V130H162V129H159L160 127H162V128H165L166 130H169L170 131V133H175L178 129L177 128H179V129H181L182 130V132H183V128H185V126L184 127H181L182 126V123H183V125H185V123H186V125H187V121H182L181 119H179V120H181L182 122H181V124H180V121L178 120V118H179V116L180 115H177L178 116V118H174V117H176V116H174L175 114H179V110L180 111H182L183 109H179L178 111L176 110V109H171V108H167V109H165V106H168V105H174V103H168V102H170L169 101V99L168 98H170V97H173L172 99H175L176 97H175V94L176 93H178V90H180L181 89V87H182V85H183V83H181L180 82V79L183 77H185L187 80H185V81H189V80H191L192 79V81L194 80L193 78H195V77H193V76H191V77H193V78H191V79H189L188 80V78L186 77V76H180V78H179V75ZM184 74V75H185ZM192 74H194V73H192ZM60 75V74H59ZM59 75H57V79L59 78L60 79V77H58ZM55 76V77H54ZM65 76V77H66ZM64 76H62V78H61V82H63V79L64 80H66L65 79V77L63 78ZM136 77V76H135ZM55 78V79H56ZM183 78H182V80H183ZM57 79H56V81H57ZM68 79H67V81H68ZM132 80L133 79H136V78H131ZM138 80V79H137ZM145 80V84L144 85H142V82ZM59 81V80H58ZM57 81V84L59 83ZM66 81V82H67ZM73 81V80H72ZM71 81V82H72ZM75 81V80H74ZM73 81V83L75 84L76 83V81L74 82ZM134 81H136V80H134ZM133 81V82H134ZM65 82V81H64ZM63 82V83H64ZM78 82V81H77ZM182 82H184V80L182 81ZM72 83V84H73ZM150 84H152L151 82H149ZM181 83V84H180ZM185 84H186V82H184ZM190 83V82H189ZM65 84V83H64ZM69 84V82L67 83V85ZM78 83H76L75 85L78 87V85H77ZM133 84V83H132ZM59 85L62 87L63 85H61L60 83H59ZM59 85H56V87L57 86H59ZM134 85H136L135 83H134ZM134 85H132V86H134ZM66 86V85H65ZM68 86H71V84L70 85H68ZM81 86V85H80ZM138 85H136L135 87H137ZM147 86V87H146ZM150 86V87H149ZM157 86H159V85H157ZM186 86H188V87H190L191 88V85L189 84V85H187L186 84ZM194 86V84L192 85V87ZM195 86H196V84H195ZM197 86H199V85H197ZM53 87H54V85H53ZM56 87H55V89H54V91L55 90H57L56 89ZM82 87H84V86H82ZM184 87V86H183ZM188 87H184L185 88V90H183L184 88H182V91L183 92H185L186 91V89H187V91L186 92H188ZM67 88V87H66ZM79 88V87H78ZM84 88H86L87 89V87L85 86ZM83 88V90H85V91H87L86 89H84ZM129 88H130V86H129ZM153 88V87H152ZM60 89V88H59ZM71 89V87H68V89L67 90H65V88H63V90L64 91H68V92H72V93H75V92H73L74 90H73V88L71 89V91H69ZM131 89V88H130ZM137 89V88H136ZM147 90L146 92L144 91V90ZM75 90H77V89H75ZM133 90L135 91V89L133 88ZM138 90V89H137ZM159 90V91H158ZM195 89L193 88V91H194ZM58 91V90H57ZM60 91V90H59ZM64 91H62V92H64ZM83 92V93H85L86 94V92ZM134 91H131L132 93L134 92ZM190 92L192 91V88H191V90H189ZM138 92V91H137ZM179 92H181V90L179 91ZM53 93V92H52ZM57 93V92H56ZM72 93L70 94V95H72ZM130 93V92H129ZM159 93L160 94H162V96L164 97V100L166 101H164V102H162L161 100H160V102H158V100H157V96H160L159 95ZM193 92H191V94H192ZM60 93H58V95H59ZM82 94V93H81ZM88 94V93H87ZM86 94V95H87ZM93 93H90V94H88V96L90 95V97L91 96H95V95H92ZM137 95H138V93H136ZM181 94V93H180ZM61 95H63V93H61ZM60 95V96H61ZM64 95H65V92H64ZM68 94H66V96H67ZM69 95V96H70ZM76 95H78V93H76V94H73V98L75 99L76 97L75 96ZM86 95H84L85 97L84 98H86L87 96ZM133 95V94H132ZM131 95V96H132ZM136 95V96H137ZM177 95V94H176ZM183 95V94H182ZM54 96H56V95H54V93H53V97ZM58 97V98H63V99H60V100H63L62 102H63V104H64V107H63V105H62V107L64 108V110L63 111H61V109H60V103H57L59 100H57V101H55V100H52V103H53V101H54V106H53V108L52 107H50L49 108V110H47V108H48V104H50L51 103V101L49 102V103H45V105L43 106V104L41 105L42 106V108H40V109H42V111H44V112H42L41 110H37V111H41L42 112V114H41V116H42V118H44V120H42V122L44 123L45 122V124L44 125H48L47 127V129H49L50 130V135L53 137V135H54V138L56 139V145L58 144V146H61V144H59L58 142H60V143H62V145L64 146V148H63V146L60 148V149H62L63 151V154L64 155H69V153L70 154H72V156H67V157H70V161L73 159L72 157H75V161H77V165H75L76 163H74V165L75 166H77L78 167V164L80 163V161H81V163L83 164V160L82 159H85L84 161H87V162H84V163H87V164H90L91 163V165L93 166V164H95L94 162L95 161H97V163L96 164H98L99 163V165H101L100 167H101V170H98V172H97V168L99 167V165H98V167H96L95 168V171L98 173V175L96 174V172H95V175H96V177H98L99 175H100V173H101V175H103L104 177H102V179H105V181L106 180H108V181H106V182H108V183H106V182H104V181H102L101 183H103L102 184V186H99L100 185V176H99V179L98 178H96L98 181H96L95 180V178L93 179V181L95 182L96 181V183H98V185L95 183L94 185L92 184L91 185V180H88V181H90V182H87V180H85V179H87V178H85L84 176H87L88 177V175L87 174H83L84 172H82V173H79V179H84V180H82V181H80V183H78V184H76V186H75V189L77 188L78 190H80L81 191V193L82 192H85V190H86V186H87V188H88V190L90 191L89 193H94V192H102V191H104V192H112V190H115V191H120V190H127V191H130V192H132V195L129 197V198H126L125 196H123V195H121L120 193L119 194H113V193H105L104 195H102V196H100L99 198L100 199H102V200H105L104 202H108L109 203V208H110V210L111 211H113V210H115V208L116 207H120V204H122V205H124L125 207H126V211L129 213V215L131 216V221H135V222H140V225H141V227H142V229L139 231L140 232V235H141V237H142V241H141V243H140V245L138 246V247H136L135 249H133L130 253H127V254H125V255H121V256H129L128 257V262H127V264H140V261H141V264L144 262V264H145V259H149V258H154L153 259V261L155 262V264H158V262H159V264H225V262L226 261H232L233 262V264H249V254H248V247H247V245H246V240H247V237H248V234L250 233V231L252 230V229H255L256 231H258V230H263L264 231V192H262V191H264V180H262V182L261 181H258V179H260L261 177V174H262V176L264 175V173H256V174H258V176L257 177H253V178H255L254 179V181H253V178H252V180H250L251 178H249V177H246V178H244V176H243V179H242V177L241 178H239V177H237L236 176V178L234 177L233 179H235V183L238 181L239 182V180H237L236 181V179H240V184L238 183H236L237 184V189H238V187H239V185H240V187H239V189L241 190V191H245V193L243 192V194H242V192L239 190V192H237L236 193V195H235V191L237 190V189H235V188H233L232 187V185L234 186V187H236V184H233L234 182H232L231 183V186L230 187H232L231 189H230V187H228L227 188V185H226V188H224L223 189V191L225 192H223V194H220L221 192H222V190H221V188H222V186L224 185H222V183H221V181H222V177H221V173H217V172H214V173H204V174H211V178H209V179H207V180H203V179H199V182H196V181H194V179H188V178H185V177H181V176H178L177 175V173H175V172H173V171H175V170H178L179 168L178 167H172V166H168L167 164H168V161L167 160H165V161H162L163 160V158L161 157V159L159 158V156H155V154H157V153H159L161 150H162V143H161V146L160 145H158L155 141L157 140V141H159V140H161L160 138H158V135L159 134H157V133H160L157 129H156V131H158V132H153L154 130H152L151 131V129H153V127L150 129V131H147L148 129H147V125L146 126H144V127H146V131L148 132L147 133V139L149 140V142H147V141H145V140H143V141H145V142H147V146H146V149L148 150V151H146V153L147 152H149L150 151V149L153 151H150V152H152V154L154 153V150L157 152V153H155V154H153L155 157H158L159 158V160H161V162H160V164L158 165H156L155 166V164L154 163H157L156 161H158V160H156V158L151 154V156H153V159H151V156H150V160L149 161H151V160H153V161H151V164L153 163L154 164V167H157V170H155L156 171V173L154 174L155 175V179H154V190L151 188V190L152 191H154V192H152V195H151V191L150 190H148L147 188H146V190L145 189H143L144 188V186L145 185H143V183H144V181H145V179H149V180H147V186H148V188H149V184L151 183V179L149 178L150 176H151V174H150V171H152V168H151V166L153 167V165H151L150 164V169H149V171L146 169V172H148V173H145V175L147 174H150V176H147V178H145V177H143L142 175L144 174V170H145V168L147 167V165L149 164V161H148V163H145V164H147L146 165V167L144 168L142 165H143V159H145L146 157L147 158H149V156H148V154L149 153H147V155L143 158V156L141 157L142 159H140V158H138L139 156L137 155V154H131V155H129L127 152H125L124 151V149H126L125 148V146L126 145H124V144H127V142H128V140L126 141V140H120V141H117V139H115V138H113V139H115L114 141V145L112 144V142H113V139H112V137L113 136H111L112 135V131L110 130V125L109 126H106V124H104L106 121H107V124H109V121H108V119H107V116L105 117L104 115H103V113H102V108H100V106H102V104L101 103H99L98 102V104H93V106H91L92 104L91 103H88V101H82V105H83V107L81 106V103H78V101L76 102L77 104H79L80 106L78 107V105H76V103H75V108L74 109H71V108H73L74 107V104L71 106V108H69L68 107V105H66V104H69V103H71L69 100L70 99H67V98H69L68 96H67V98L66 97ZM130 96V95H129ZM130 96V97H131ZM133 96H135V95H133ZM177 96H179V94L177 95ZM79 97V96H78ZM77 97V98H78ZM83 97V96H82ZM81 96H80V98H82ZM138 97V96H137ZM70 98L72 99V97L70 96ZM89 98V97H88ZM135 99H136V97H134ZM156 98V99H155ZM178 98V97H177ZM176 98V99H177ZM54 99V98H53ZM57 99V98H56ZM79 99V98H78ZM133 99V98H132ZM134 99V100H135ZM152 99H155V100H152ZM159 99H161L160 97H159ZM69 101V103H66V101ZM133 100V102H135ZM145 100V99H144ZM167 100H168V102H167ZM171 100V99H170ZM178 100V99H177ZM67 101V102H68ZM176 100H174V102H175ZM39 102V101H38ZM57 104H59V105H57ZM60 102V101H59ZM73 102H75V100L73 101ZM85 102V103H84ZM171 102H173V101H171ZM33 103V102H32ZM52 103H51V105H52ZM88 103V104H87ZM97 103V102H96ZM136 103H137V101H136ZM136 103H135V107L136 106H138V104L136 105ZM177 103V102H176ZM87 104V105H86ZM91 104V105H90ZM99 104H101V105H99ZM35 105V103L33 104V106ZM65 105L67 106V108H65ZM162 105H164V106H162ZM37 106V105H36ZM77 106V107H76ZM84 106H86V107H84ZM90 106V107H89ZM96 106V107H95ZM128 106H130V103H129V105ZM133 106V105H132ZM143 106V105H142ZM31 107V106H30ZM44 107H46V108H44ZM99 107V111L98 112H100V110H101V114L99 113V115L98 116H96L95 114H96V112H97V108ZM121 106H118V108H116V111H118V112H120V110L122 111V110H124V109H119ZM38 108V107H37ZM53 109V111H54V109H56V110H58L57 112V115L59 116H54V118L53 119H51V120H49L50 119V117L51 116H53V115H56V113H55V111L54 112H50V110H52ZM69 108V109H68ZM81 108H83V109H81ZM86 108V109H85ZM125 108V107H124ZM129 108V107H128ZM143 109V110H145L146 111V109ZM158 108H160V109H158ZM32 110V109H34V107L32 108H29L28 109V111L29 110ZM65 109H67V111L65 110ZM71 109V110H70ZM75 109H76V112H75ZM85 109V110H84ZM90 109L92 110V112L90 111ZM93 109H94V111H93ZM126 109V108H125ZM129 109H131V108H129ZM128 109V110H129ZM134 109H136V108H134ZM35 110V109H34ZM33 110V111H34ZM71 111V113H69V111ZM74 112H73V111ZM77 110H80V111H78L79 112V114H78V112H77ZM84 112H83V111ZM33 111H30V113H28V115L26 116V119H25V117L23 118L22 117V120L21 119H19V120H21L22 122H20L19 121V123H23V125L25 124L24 122L26 121V125H24V126H21V124H17V125H19V126H17L16 125V122L14 121V125H16L15 126V128L16 127H23L24 128V130L25 129H29L31 132H29V130L28 131H26L28 134H32V137H33V133L35 134V136H37L38 134H37V129H39V119L37 118V115H33L34 113H36L35 111H34V113L33 114H31V112H33ZM47 111V112H46ZM66 113H65V112ZM85 111H89V113H87V112H85ZM96 111V112H95ZM134 111H136V110H134ZM145 111H143L144 113H145ZM156 113H155V112ZM178 112V113H175V112ZM185 111V110H184ZM184 111H182V112H184ZM62 112H63V114L65 113V114H68V115H66L67 117H68V119L66 118V120L67 121H69V123L68 122H66V120L64 119V117H66L65 116V114L64 115H61L62 114ZM68 112V113H67ZM72 112H73V114H75V115H79L78 117L77 116H75V118L76 119H74L75 121H73V119L72 118H74V116L72 115V116H70L71 114H72ZM81 112V113H80ZM94 112V113H93ZM157 112L158 113H162V114H160V116L159 115H157ZM187 111H185V113H186ZM61 113V114H60ZM90 113L91 114H93L94 115V118L93 117H91V118H93L94 120L96 119V121H98L99 120V117H105L106 119L104 120V118H101V120H99L98 122H96V121H93L91 118L89 119V117L91 116L90 115ZM147 113H145V115L147 114ZM175 113V114H174ZM25 114H26V112H25ZM45 114V115H44ZM49 114H51L50 116H49ZM53 114V115H52ZM82 114V115H81ZM85 114V115H84ZM174 114V115H173ZM181 114V113H180ZM47 115V116H46ZM90 115V116H89ZM101 115H103V116H101ZM168 115H169V117L170 118H168ZM188 115V114H187ZM28 116H30V118H28ZM31 116H36L35 118L34 117H31ZM62 116H64V117H62ZM70 116V117H69ZM85 116V117H84ZM87 116H89V117H87ZM98 117V119L96 118V117ZM171 116H172V118H171ZM56 117V118H55ZM63 119H62V118ZM148 117V116H147ZM148 117V118H149ZM184 119H183V118ZM52 118V117H51ZM58 118V119H57ZM59 118L63 121V122H61V120H59ZM79 118V119H78ZM86 118V119H85ZM89 120H88V119ZM148 118H146V119H148ZM181 118L183 119V120H186L187 118H186V114H184L183 116L181 115ZM186 118V119H185ZM54 119L56 120V121H54ZM86 121H85V120ZM121 118H119V122L121 121V123H123L124 124V122H122L123 120H120ZM132 119H134V118H132ZM136 120L133 122L134 124H133V126L135 127L136 125H137V123H138V125H137V127H139L142 123H140V121L142 120V118H135ZM138 119V120H137ZM143 119H145V117H143ZM145 119V120H146ZM176 119H177V121H176ZM38 120V121H37ZM57 120H59V121H57ZM79 120H81V121H79ZM84 120V121H83ZM92 120V121H91ZM104 120V121H103ZM110 120V119H109ZM116 121L117 119H113V121ZM140 120V121H139ZM144 120V121H145ZM163 120V121H162ZM16 121H17V119H16ZM24 121V122H23ZM70 121H71V124H70ZM76 122V121H78L77 123H75L76 125H74V126H72V123L73 122ZM91 121V122H95L94 124L92 123V128H93V132H92V135L94 134V132L95 131H97V132H95V134L93 135V137L96 135V133L98 134L96 137H98V139L100 140H98V139H96V137H95V141H97V145H99L100 147H102V149H100L99 148V146H97V148H98V150H103V151H101L102 153L104 152V149H109V150H107L106 152H108V151H110V152H114V150L115 149H117V148H122L123 150H122V152L123 153H125V155L127 154V155H129V156H125V158L124 157H122V156H120V157H122V158H124V160L123 159H121V160H123V161H125L124 163H126V161L127 162H129L128 160H130V161H132L133 160V158H132V156L134 157V155H135V157H134V159L136 158V155L138 156L137 157V159H139V160H142V162L141 163H139V160H138V162L137 163H134V162H136V161H132L134 164H135V168H136V164H137V169L136 170H139V166H141V167H143V171L144 172H142L143 174H139L140 176V179L141 180H143V178H144V180H143V182H138V179H136V176L134 175L133 176V172H134V174H138L137 172H135V170H134V168H132V172H131V174H129V176H130V178H132V176L133 177H135V178H132L130 181H128L129 180V176H128V178H127V175L125 176V178L126 179H128V180H124L123 181V179L121 178V177H119V176H122V177H124V174H128V172H126V169L128 168H130V164L129 163H127V164H129V166L127 167L126 165V167L124 166V174H121V175H117V177H119V178H116V174H115V172H112L111 171V169L113 170L118 164H119V166L121 165L120 164V162H118L120 159H118V158H115V159H118V161L116 160V161H114V159L112 158L113 157V155H115V156H117L116 154H112V155H108L107 157H102V158H105V161H112L113 160V162L112 163H117L118 162V164L116 165H112V164H110V163H108V162H105V163H107V166H106V164L105 165H102V164H100L101 163V161H100V158L101 157H99V156H96L94 159H97V160H95L93 163L92 162H90L89 161V159L87 158V154H91L89 151H90V149L91 148H95V142H93V139L91 138V137H88V134L89 135H91L90 133V130H88V127H89V122ZM101 121V122H100ZM111 121V120H110ZM118 121H116L117 123H118ZM125 121V120H124ZM166 121V122H165ZM47 122V123H46ZM50 122V123H49ZM52 122V123H51ZM54 122H55V125H53L54 124ZM81 122V123H80ZM85 122H87V123H85ZM90 122V123H91ZM103 122V123H102ZM115 122V124H114V122H112V123H110V124H113V125H115V127H116V129H117V127L121 130V136L120 137H124V135L122 136V134H123V132H125L124 130H123V128H125L126 126L128 127V126H130V125H128V123L127 122H125V124H124V126H122V125H120L119 123H118V125H117V123ZM177 122H178V124H179V127L177 126L178 124H177ZM18 123V122H17ZM34 123V124H33ZM63 123V124H62ZM80 123V124H79ZM82 123H84L82 126H81V124ZM99 123V124H98ZM102 123V124H101ZM165 123H166V125H165ZM36 124H38L37 125V127H36ZM50 124V125H49ZM51 124H52V128L50 127L51 126ZM69 125V127H68V125ZM74 124V123H73ZM96 124H98V125H100V126H97L96 127ZM104 124V125H103ZM127 124V125H126ZM14 125L12 126V127H14ZM67 125V126H66ZM86 125V126H85ZM91 125V124H90ZM120 125V126H119ZM157 125H158V127H157ZM59 126V127H58ZM66 126V127H65ZM70 126H72L71 128H73L74 129V127L77 129V134H79V135H77L76 133H75V131H76V129H74L73 131H71V132H73V133H75V135H77V137H78V139H79V136L80 137H82L83 136V134H84V131L86 132V130L88 131V132H90V133H88V132H86L87 133V135H86V133H85V138H84V140H87V141H85V142H87L86 143V147H85V143L83 144V140H81L80 142H82V143H79V141H78V144H75V142H73L72 141V139L73 140H75V139H77L76 138V136L74 137V134L73 133H71L70 131H69V129H70ZM80 126V127H79ZM104 126H106V127H109V131H111V132H109L108 131V128H106L105 129V127ZM112 126V125H111ZM132 126V127H133ZM165 126V127H164ZM32 127V128H31ZM54 127H55V129L57 130L58 128H60V129H62V130H60L59 131V133H57L58 132V130L56 131V130H54ZM82 127H84V128H82ZM100 127V129H98ZM104 127V128H103ZM115 127L113 126V128H112V130L114 131L115 130ZM121 127V128H120ZM123 127V128H122ZM133 127V128H134ZM141 127V126H140ZM139 127V128H140ZM149 127V126H148ZM187 127V126H186ZM35 128H37L36 130H35ZM67 128H69V129H67ZM80 128H82L81 129V131H80ZM91 128V127H90ZM55 131V133H54V131ZM79 129V130H78ZM83 129H85L84 131H83ZM98 129V130H97ZM118 129V131H120ZM135 129V128H134ZM136 129H138V128H136ZM155 129V128H154ZM66 130V131H65ZM100 130H101V132L102 133H100ZM103 130V131H102ZM106 131V134L107 135H105V131ZM139 130V129H138ZM141 130V129H140ZM165 130V134H167L168 132ZM176 130V131H175ZM181 130H179V131H181ZM53 131V132H52ZM67 131H69L68 133H66ZM92 131V130H91ZM117 130H115L114 132H113V134H115V132H118ZM123 131V132H122ZM26 132H24V133H26ZM62 132V133H61ZM64 132H65V134H64ZM110 133V135H108L109 133ZM150 132V133H149ZM164 132V131H163ZM23 133V134H24ZM61 133V134H60ZM69 133H71L72 135H73V137H70V134ZM83 133V134H82ZM152 133V134H151ZM177 133H179L178 131H177ZM59 134V135H58ZM63 134V135H62ZM80 134H82V136L80 135ZM102 134V135H101ZM103 134H104V137H102V138H99L100 137V135L101 136H103ZM118 134H120V133H118ZM124 134H127V133H124ZM149 134H151V135H149ZM164 134V135H165ZM67 135V136H66ZM71 135V136H72ZM149 135V136H148ZM30 135H28V137H29ZM57 136H62V138L60 137V141L58 140V138H57ZM70 138H69V137ZM109 136V137H108ZM119 137V135H114V137ZM32 137H30V139L32 138ZM88 137V138H87ZM132 139H134V137L135 136H133L132 135ZM149 137H150V139H149ZM152 137H153V139L155 140H153L152 141ZM155 137V138H154ZM64 138H69L70 140V142H68V141H66L67 139H65V142H62V141H64ZM87 138V139H86ZM89 138H90V140L91 141H89ZM104 138H107L106 140L110 143V145L111 146H109L108 144L109 143H107L106 142V140H104L106 143H107V147L105 148L104 146L106 145V143L103 141V139ZM108 138H109V140H108ZM29 139V141H25V142H28L27 144H29L30 142H32L31 143V145H30V147H31V149H33V151L30 149V151H31V154L33 153L34 154V152H36L38 149L37 148H34L35 146V144L37 143V139H35L34 140V138H32L33 140H30ZM101 139H102V141H101ZM135 139H136V137H135ZM159 139V140H158ZM139 140V139H138ZM89 141V142H88ZM111 141V142H110ZM142 141V140H141ZM72 142V143H71ZM98 142L99 143H101V142H104L105 143V145H103V143H101V144H98ZM119 142H120V144H119ZM126 142V143H125ZM130 142V141H129ZM150 142L152 143L153 142V144L155 143V144H157L158 145V147L160 148V151L158 150V149H152V147L154 148V146L152 145V144H150ZM34 143V144H33ZM88 143H90L89 145H92V146H89L88 145V149H87V144ZM92 143V144H91ZM136 143H139L138 141H136ZM26 144V143H25ZM65 144V145H64ZM117 144V145H116ZM122 144L124 145V147L122 146ZM143 144V146H145V143L143 142L142 143ZM94 145V146H93ZM113 145V146H112ZM138 145V144H137ZM117 146H122V147H117ZM140 146H141V143H140ZM150 146H152V147H150ZM72 147V148H71ZM74 147H75V149H78V151H76L75 149H74ZM79 147V148H78ZM111 147V148H110ZM114 147V148H113ZM148 147V148H147ZM68 148V149H67ZM82 148H85V149H83L84 150V153H82L83 152V150H82ZM104 148V149H103ZM140 148V147H139ZM143 147H141L140 149H142ZM35 149V150H34ZM65 149V150H64ZM73 149V150H72ZM87 149V150H86ZM92 149V150H93ZM96 149V148H95ZM143 149H145V147L143 148ZM143 149H142V151H143ZM145 149V150H146ZM67 150H68V152H67ZM73 152H72V151ZM89 150V151H88ZM92 150H91V152H92ZM145 150H144V152H145ZM38 151H40V150H38ZM37 151V152H38ZM61 151V150H60ZM82 151V152H81ZM88 151V152H87ZM96 151H97V149H96ZM100 151H97V152H95V150L92 152V153H98V152H100ZM141 151V150H140ZM77 152V153H76ZM78 152H79V154L81 155V158H80V155L78 154ZM143 152V153H144ZM40 153H41V158H42V153H43V151L41 150V152H38V154L40 155ZM65 153H67V154H65ZM82 153V154H81ZM87 153V154H86ZM138 153H140V152H138ZM32 154V155H33ZM77 154H78V156H77ZM161 154H162V152L160 153V156H161ZM37 154H34L33 155V160L35 159L36 161H40V162H42L41 160V158H39V156L37 157L36 156ZM63 155V156H64ZM140 155V154H139ZM159 155V154H158ZM166 156V155H165ZM164 155H163V157H165ZM35 157H37V158H35ZM81 159H79V158ZM110 157L112 158V160H110ZM132 158V160L130 159V158ZM39 158V159H38ZM63 158H66V156H64V157H62V161H63ZM101 158V159H102ZM106 158H107V160H106ZM126 158H128V160H126ZM157 158V159H158ZM166 158V157H165ZM46 159V158H45ZM44 160V159H43ZM47 160V159H46ZM45 160V161H46ZM69 160H67V159H65V161L64 162H66V161H69ZM136 160V159H135ZM146 160H145V162H146ZM74 161V160H73ZM74 161V162H75ZM79 161V162H78ZM100 161V162H99ZM102 161L104 162V160L102 159ZM72 162V161H71ZM71 162H69L70 164H72ZM132 162H130V163H132ZM44 163V162H43ZM46 163H47V165H48V161H46ZM80 163V164H81ZM140 165H139V164ZM80 164H79V167L81 168L82 166H80ZM86 164V165H87ZM73 165V166H74ZM83 165H85V164H83ZM91 165H89L88 167H90ZM108 165H110V166H108ZM44 166V165H43ZM74 166V167H75ZM104 166V167H103ZM48 167H50L49 165H48ZM77 167H75L76 168V170L77 171H81V170H79V169H77ZM85 167H87V166H85ZM87 167V169H89ZM122 167V166H121ZM154 167H153V169H154ZM43 168H45V169H49V168H46V166H44ZM74 168V169H75ZM102 168H103V170H102ZM105 168V169H104ZM109 168H110V170H109ZM116 168H118V167H116ZM126 168V169H125ZM86 169V168H85ZM84 168H83V170H85ZM86 169V170H87ZM91 169H93V167H91ZM98 169H100V168H98ZM109 171H108V170ZM105 170V171H104ZM116 170V169H115ZM130 170V169H129ZM74 171V170H73ZM77 171H74V172H77ZM101 171V172H100ZM110 172V173H108V172ZM141 171H142V169H141ZM86 172V171H85ZM90 172H91V170H90ZM92 172H93V170H92ZM91 172V173H92ZM107 174H106V173ZM139 172V171H138ZM78 173V172H77ZM91 173H90V175H91ZM105 173V174H104ZM117 173V172H116ZM119 173V172H118ZM109 174H111L110 176H106V175H109ZM195 174V173H194ZM240 174V173H239ZM241 174H243V173H241ZM95 175H93V177H95ZM199 175V174H198ZM218 175H220V176H218ZM223 175H225V173H223ZM115 176V179H117V180H120L121 181V183H120V181H118V182H116L115 181V179L113 178ZM92 176H90V178H91ZM226 177V176H225ZM225 177L223 176V179H225ZM230 177H232V176H229V178L228 177H226V179L228 178V179H232V178H230ZM260 177V178H259ZM108 178H110V179H108ZM220 178V179H219ZM247 178H249V180L247 179ZM78 179V180H79ZM101 179V180H102ZM114 179V180H113ZM122 179V180H121ZM135 179V180H134ZM139 179V181H141ZM218 179L219 180H221L220 181V183H219V181H218ZM227 179V180H228ZM233 179H232V181H233ZM262 179H264V177H262ZM115 182H113V181ZM133 180H134V182H133ZM241 180H243V181H245L246 183H244L243 181H241ZM255 180H256V184H257V182H259L260 184L259 185H257V187L259 188V190L257 189V188H255L256 189V192H255V190H253V188L254 187H256L255 185H253V184H255V183H252V181L253 182H255ZM83 181L85 182H87V183H90V185H91V187H89V184H87L86 182H85V184L83 185L82 183H83ZM126 181V182H125ZM132 181V182H131ZM137 181V182H136ZM218 181V182H217ZM224 181V180H223ZM229 181V180H228ZM228 181H226L225 180V183L226 182H228ZM94 182H92V183H94ZM122 182H124V183H122ZM133 183L134 185H132L131 183ZM135 182H136V184H135ZM150 182V183H149ZM231 182V181H230ZM230 182H228V184H230ZM250 182V183H249ZM104 183H105V185H104ZM117 183H120V184H117ZM129 183V184H128ZM137 183H139V186L137 185ZM142 183V184H141ZM145 183H146V181H145ZM144 183V184H145ZM219 183V184H218ZM249 183V184H248ZM110 184V185H109ZM122 184V185H121ZM130 184H131V186H130ZM140 184H141V187H143L142 189H141V187H140ZM222 186H221V185ZM242 184H244V185H242ZM247 184V185H246ZM97 186V188H96V186ZM125 185V186H124ZM129 185V186H128ZM152 185V184H151ZM218 185H219V188H217L218 187ZM248 186V187H250V186H252V188L250 187L249 189H252V191H254V193H255V195L251 192V190H250V192H247L249 189H248V187L246 188V186ZM263 185V186H262ZM83 186H85V188L83 187ZM92 186L94 187V188H92ZM99 186V187H98ZM134 186V187H133ZM136 186V187H135ZM147 186H145V187H147ZM245 186V187H244ZM260 186V187H259ZM139 187V188H138ZM221 187V188H220ZM241 187L243 188V190L241 189ZM82 188H84V190L82 189ZM101 188V189H100ZM136 188H138V189H141V190H137ZM244 188H246V189H244ZM262 188H263V190H262ZM76 189V190H77ZM83 191H82V190ZM92 189H94V190H92ZM96 189V190H95ZM98 189V190H97ZM229 189L230 191H228L227 192V190ZM72 190V189H71ZM87 190V191H88ZM142 190H144V192L142 191ZM148 190V191H147ZM221 190V191H220ZM231 190H232V193H233V195H232V193H231ZM247 190V191H246ZM260 190H262V191H260ZM86 191V192H87ZM188 192V193H185V192ZM219 191V192H218ZM72 192H73V190H72ZM77 191H75V193H76ZM79 192V191H78ZM147 192H150V195H149V193H147ZM218 192V193H217ZM229 192H230V194L232 195V196H229L228 194H229ZM262 195V196H260L259 195V193ZM153 193H155L154 195H153ZM215 193H217V195L218 194H220V195H218V197L219 198H222V200H223V209L225 210H223L222 209V206L220 205V204H222V200L221 199H219V201H217L218 200V197H217V195L215 194ZM238 193H239V195H238ZM247 193V194H246ZM249 193H251L252 194V196H250V194ZM77 194V193H76ZM79 194V193H78ZM242 194V195H241ZM156 195V196H155ZM215 195V196H214ZM239 197H241V198H243V199H241V198H239ZM245 195H246V197L247 196H249V197H252V198H254V199H249V198H244L245 197ZM260 197H259V196ZM146 196V197H145ZM152 197V198H151ZM224 197V198H223ZM238 197V198H237ZM255 197H256V199H255ZM147 198H148V200H147ZM150 198V199H149ZM153 198H155L154 200H152ZM229 198H230V200H229ZM237 198V199H236ZM239 199V200H238ZM247 199V201H245ZM249 199V200H248ZM258 199V200H257ZM260 199H262L260 202H259V200ZM158 200V201H157ZM234 200H235V202H237V204H238V207H237V204L236 203H234ZM237 200V201H236ZM240 200H241V204L243 203V201L242 200H244V203L245 204H247V205H250V207L254 204V206H252L251 207V209H253V207H254V209L255 208H257V209H255V210H249V207L247 206V207H245L246 209H248L247 210V212H249V214H247V212H245L248 216L249 215H251L250 217H247V215L244 213H239V214H241V215H243L242 216V221L241 220H239V221H241V222H238L236 219H241V215L240 216H238V217H236L237 216V214H238V211H242L243 209V211L242 212H244L246 209L245 208H242V205L241 204H239L240 203ZM250 200L252 201L251 202V204H250ZM261 204H258V202ZM150 202V203H149ZM220 202V203H219ZM224 202H226L225 204H224ZM231 202H233L236 206H234L233 204H231ZM155 203H157V204H155ZM162 203L164 204V205H162ZM154 204V205H153ZM161 204V205H160ZM215 204V205H214ZM219 204V205H218ZM230 204H231V206L233 205L234 207H236L237 209L239 208V210L238 211H235V210H233V211H231L232 210V208H231V206H230ZM245 204H244V206H245ZM230 206V207H227V206ZM164 207L165 209H166V214H165V212H163L164 211V208H161V207ZM225 206V207H224ZM243 206V207H244ZM256 206H258V207H256ZM167 207V208H166ZM218 207V208H217ZM263 207V208H262ZM159 208L160 209H162V211L161 210H159ZM211 208V209H210ZM235 208V209H236ZM260 208V209H259ZM213 209V210H212ZM218 209V211H216ZM229 209H231L230 211H228ZM234 209V208H233ZM236 209V210H237ZM262 209V210H261ZM167 210H169V212H167ZM227 210V211H226ZM260 210L262 211V212H260ZM215 211V212H214ZM240 211V212H241ZM256 211V212H255ZM218 212V213H217ZM225 213V215H224V213ZM231 213V215H229L228 216V214L229 213ZM250 212H252L251 214H250ZM254 212V213H253ZM257 212H260V213H262V214H257L256 215V213ZM214 213V214H213ZM222 215H221V214ZM228 213V214H227ZM165 214V215H164ZM227 214V215H226ZM234 214H236V216L234 215ZM238 214V215H239ZM210 215V216H209ZM218 215V216H217ZM232 215H233V218H234V216H235V221H234V219L232 218ZM160 216V217H159ZM220 216H222L221 218H218V217H220ZM223 216H224V220H223ZM87 217H88V215L86 216V218H85V223H86V221H87ZM176 217L177 218H181V219H179L180 221H179V223H176L175 222V219H176ZM227 217V218H226ZM232 218V220L234 221H232L231 219V221L229 220V218ZM247 219H246V218ZM253 217V218H252ZM245 219V220H244ZM159 220H161V221H159ZM177 220V219H176ZM159 221V222H158ZM173 221V222H172ZM227 221V222H226ZM238 222V224H240V225H238L237 224V222ZM177 222H178V220H177ZM224 222V223H223ZM85 223H84V225H85ZM153 223V226H154V232L151 230V224ZM157 223H159V224H157ZM176 223V224H175ZM220 224L221 225V231L220 232H217V231H214V225L215 224ZM228 224V225H227ZM231 224V225H230ZM36 225H39V224H36ZM36 225H35V227H36ZM160 225H161V227H163V229H164V227H166L167 225H170V227H171V225H172V227L171 228H169V230H167V229H164L166 232L165 233H167L166 235L164 234V232H162V228L160 227ZM163 225V226H162ZM229 225H230V227H229ZM41 226V225H40ZM234 226V227H233ZM239 226V227H238ZM168 227V226H167ZM166 227V228H167ZM236 227H238V228H236ZM38 228L39 227H37V229L36 228H34V229H36V235H40V232L42 231H40V230H38ZM162 230H161V229ZM235 228V229H234ZM40 229V228H39ZM42 229V228H41ZM159 229H160V231H159ZM231 229V230H230ZM235 230V231H234ZM35 231V230H34ZM85 232H86V229H85ZM158 232V233H157ZM169 232V233H168ZM233 232V233H232ZM159 233H160V235H159ZM164 234V237H163V234ZM226 233V235H227V240H225V238H224V234ZM34 234H35V232H34ZM131 235L133 236V237H136L137 235H138V230H134V231H131ZM157 235L158 236H160V237H157ZM234 236V237H233ZM155 237H157V238H155ZM162 237L164 238L163 240L164 241H161V242H158V241H160V239H162ZM39 238H40V236H39ZM156 242H158L157 243V247H158V245L160 246L161 244H163V248L161 249L162 250V252L160 251V249L159 248H157V250L159 249V251L161 252V254H159L160 256L157 258V255H158V253H151L152 252V250L153 249H155L156 250V248L154 247L155 246V244H156ZM155 243V244H154ZM161 247H162V245H161ZM226 248L227 249H229V251H227L226 252ZM147 250V251H146ZM151 251V252H150ZM148 252V253H147ZM154 252H156V251H154ZM145 258V259H144ZM150 260H152V259H150ZM150 260H148V261H150ZM153 261H152V263H153ZM151 263V264H152ZM147 264H148V262H147Z\"/></svg>",
	"mask_w": 264,
	"mask_h": 264
},
{
	"label": "crops",
	"instance_id": "obj_3",
	"mask_svg": "<svg viewBox=\"0 0 264 264\" xmlns=\"http://www.w3.org/2000/svg\"><path fill=\"white\" fill-rule=\"evenodd\" d=\"M124 3H125V0H122V5L119 7V13L116 15V17H114L115 9L117 6L116 0H56V7H57V11H58L61 19L72 29H74V30H76V28L81 29L80 32H84V33H97V32H101V31L106 30L111 25H113V23H115V21L121 15L122 9L124 7ZM259 40H260V38L258 39V41ZM257 45L258 46L264 45V40L259 41L257 43ZM52 47L59 51V44H58L57 37L44 24H42L39 21L32 20V19H17V20H14V21H11V22L5 24L4 26H2L0 28V76L3 77L4 79H6L7 81L12 82V83L17 84V85H31V84L39 83V82H23L20 79L24 78L29 73H33L35 71L40 70L44 65H46L47 61H44V57L49 53V51ZM255 54L256 53L253 52V53H242V54H236V55H230V56L227 55V57H231L233 59H231V60L227 59L226 60V62H231V63H229V64L227 63L225 65V69H217V70L211 69L209 71H200L199 73H201V75L200 74L196 75L198 71H196V72L193 71L195 73V75L197 76V78L203 76L202 74H204L203 80H201V82L199 84H197L199 86L195 87V89L199 90V92H198L199 96L201 95L200 97H202V99H203V96L204 97L207 96L210 90L213 91V90L219 89L221 87L219 90V93L221 92V89L224 90V92L220 93L221 95L218 94V91L214 92V93L218 94L217 95L218 98H219V96L221 97L220 99H218V101L216 100L217 99L216 96L211 97L212 91H210L211 94L209 93L210 95H208V96H210L211 99L213 98L214 102H221L222 104L225 103L224 98L226 97V99H227V97H229V100L231 102V99H232L230 97L232 95L231 92H233V90L235 89L236 86H238V88L240 86L238 84V85L233 87L234 83L236 82V81L234 82L233 80H239L240 81L241 73H242V77H244L245 75H248L250 73V75H248V76L253 81L251 83V85H250V82H251L250 80L247 81V82H249V84L246 83V78L243 79L241 77L242 83L238 81L246 89L247 93L249 92L247 95H249L252 92L251 88L257 89V93L259 91V93L263 95V93H264V70H263V72L259 71L262 68L260 67V64H258V63H260V61L262 60L261 64H262V67L264 68V56H262L263 58L262 57L260 58V54L257 55L259 57H257ZM258 58H260L261 60L259 61ZM257 66L260 67L261 69L258 70ZM246 68H247V71L242 72L243 69H246ZM248 70H249V73H247ZM245 73H247V74H245ZM195 80H196V77H195ZM197 81H199V79ZM232 81H233V83H232ZM224 83H225V85H224ZM226 83H230V85H232L233 90H231L232 89L231 87L229 89V87L226 86L227 85ZM228 86H229V84H228ZM216 87H219V88H216ZM225 87H227L228 90H230V91H228L229 93L226 91L229 95L231 94L230 96L226 95L225 89H224ZM236 89H237V87H236ZM240 89L241 90H238V89L237 90L242 91L243 93L241 92V94L238 96L239 93H236V91L234 90V92L237 94V96H236V94L232 95V96H236L238 98L234 97L233 99L237 100L243 94L242 98H240V99L244 102H242L241 100H240V102L245 103V100H243V98L245 99V97H246V99H247V95L244 97V95H245L244 91L241 87H240ZM247 89H249L251 91H249ZM196 93L197 92H193L194 95H192L191 92H189V94L191 96H193V98L190 95H188V92H187V95H188V97L190 96L191 97L190 99L192 100V99H194ZM224 93L226 96H224ZM260 94H259V96L258 95L257 96L262 97V95H260ZM250 95H252V94H250ZM250 95L248 96L249 98L251 97ZM199 96H198V100H200V102L203 103L205 100H207V97H205L203 99L204 101H202V99H200ZM222 96H223V98H222ZM180 97H182V100L180 102L183 103L182 101H184V99H183L182 94ZM180 97H179V100H180ZM188 97H186V98L188 99ZM196 97H197V95H196ZM210 97H208V98H210ZM252 97H254V96H252ZM261 97L258 99V101L261 99ZM249 98H248V100H249ZM213 99L210 100V102L213 101ZM223 99H224V101H223ZM253 99H255V98H253ZM253 99L250 98V100H249V101H251L250 102L251 104L254 103ZM195 100L197 101V98H195ZM229 100H228L227 105L231 104V103H229ZM255 100H257V99H255ZM178 101H177V103H178ZM196 101L194 102V105H195V103H197ZM185 102H184V104H185ZM214 102H213V104H214ZM238 102H239V100H238ZM235 103L237 105H235L234 107L238 106L236 108L237 109L239 108L238 109L239 111L235 108L238 111V112H236V110L232 108V111L235 110V113L233 111L232 114H230V112L228 113L229 110H225L228 114H230V116L232 115L230 118L228 116V120H225V118L222 116V114H224V113L221 114V112H218L221 108H219L218 111L216 110V112L218 113L217 115H219V117H220L219 119L218 118L217 119L220 121V119L223 117L224 120L226 121V123L223 122V119H222V123L224 124V126L222 125L223 129H222V126L220 125L221 126V127H219L220 129L217 130L218 132H219V130H221L220 131L221 133H218V135L220 134V138H218V135L214 132L217 136V140L218 139L220 140V141L216 140L217 143H214V144L218 145V142H219L221 145V147H220L221 149L218 148L216 145L215 146L217 148L214 146L215 148L212 149V151H213L211 154L212 158H213L211 160L212 163L210 164V162H211L210 160L206 159L204 156L200 155L197 152V150L203 148V147L200 148L201 145H199V147H197V150H194V152L193 151L180 152V153L173 154V155H171L165 159L168 161V164H167L168 166L179 168L178 170H175L173 172L177 173L178 176L185 177L188 179H194V181L199 182V179L207 180V179L211 178V174H204V173L226 172L228 167L225 165V163H226V160L228 159L227 165H228V162L230 163V166L234 165L235 166L234 171H236V169H237V171H239L241 169L239 172L242 171L245 173L247 171H249V172L254 171L253 172L254 174L252 172L250 174L248 173L246 175L247 177H249V175L250 176L256 175L253 177H257L258 175L255 173L256 172L259 173L258 170H260V173H264V171H263L264 170V108L261 107L263 110H261L260 108H259V110L255 109V108H257V105H255V103H254L253 104L254 108L252 109L253 106L250 103H246V104H248V106L251 105L250 106L251 108H249L246 105L248 107V109H247V107H245V109H244L243 106H245V105H243V106L241 105L242 106V108H241V106L239 107V104L237 103V101H235ZM258 103H262V106H263L264 105V99L263 100L261 99L260 102H258ZM187 104H188L187 107L190 110L189 102ZM187 104H185V105H187ZM208 104H209V102H208ZM222 104H217V106L219 105L218 107L221 106L223 108ZM256 104H257V101H256ZM202 105L203 104H201V106ZM204 105H205V102H204ZM204 105L201 107V109H205V111L202 110V112H206L208 114L210 113V115L211 114L213 115L214 112H212L211 110L215 111L216 107L214 105L212 106V102H211V106H212L211 109L209 108V105H206L207 108L204 107ZM225 105H226V103H225ZM171 106H173L172 108L174 109V105H171ZM197 106H198L197 104L194 106L195 109L197 108ZM176 107L177 108L180 107V109L184 108V110H186V109L188 110V108L186 106L185 107L183 106V108H181L182 104L179 105V103H178V105H176ZM213 107H214V109H213ZM258 107H259V105H258ZM177 108H175V109H177ZM198 108L200 109V106H198ZM198 108H197V110H199ZM201 109L198 111V115H199V113H201ZM224 109H225V107H224ZM228 109L231 110V108H228ZM216 112H215V117H216ZM222 112H223V110H222ZM196 113H197V111H196ZM195 114H193V116ZM202 115H203V113H202ZM227 115H225V117ZM189 116L190 115L188 113L186 118H188ZM197 117L198 116H196V118ZM199 117H200V115H199ZM199 117L197 118V121H198V119L200 120ZM203 117H201V118H203ZM206 118H208L207 115H206ZM210 118L211 119H209V120L210 121L212 120V122H211L212 124L208 120L209 121V122L207 121L208 125H209V123L212 126L214 124L218 128L219 124L215 123V119L213 122V118L212 117H210ZM188 119H190L191 121H188ZM188 119L186 121L192 123L191 124L192 126L188 125V124H190V123H188L187 124L188 128L186 127V129L188 131L184 130V133H182V131L179 132L180 135L184 134L183 136H185V137L182 138L183 136L178 135V138H180V140H184L187 137L186 140L187 141L189 140V141L188 142H186V140H184V141L187 144H190V143H193V139H192L193 136L197 135V132H196V134H193L192 130H194V129L191 130V128H193V126L195 124H196L195 129L197 127H199V126H197V125H199V122L198 123L196 122L195 117H194V119H193V117L192 118L189 117ZM218 120H217V122H218ZM201 125H202V127H204L207 125V123H206V125L205 124H201ZM190 126H191V128H189ZM206 128H208L206 130H209L208 126H206ZM212 128H214V127H211L210 131L212 130ZM190 130L192 131V133H189V134L186 133L185 134V131L189 132ZM198 130L200 131L201 129L198 128ZM195 131H194V133H195ZM207 133H208V131H207ZM210 133L208 135H210ZM190 134H191L192 138L190 137ZM186 135H188V136H186ZM201 135H199V137ZM195 138H197V136ZM211 138H213V137H211ZM214 138H216V137L214 136ZM214 138L212 139L213 141L215 140ZM197 139H200V138H197ZM197 139H195L194 142H196ZM201 139H202V137H201ZM204 140H208V138H206ZM180 142H182V141H180ZM202 142H204V141H202ZM202 142H201V144H202ZM205 142L207 144V141H205ZM196 143H198V142H196ZM220 145H218V146H220ZM206 146H208V145H206ZM193 148L195 149L196 146L194 145ZM217 149L218 150L220 149L219 150L220 154H219V151ZM213 153H214V155H213ZM218 155H220V156H218ZM222 157L225 158V159H223V160H225V162H223V161L217 162V160H221ZM213 160H215V161H213ZM213 162H216V163L214 164ZM219 163L220 164L222 163L225 165V166L221 165L222 168L224 166V168H225V169H223L224 171L223 170L220 171V169H222V168H220L221 166L220 167L218 166V165H220ZM212 164H213V166H212ZM216 164H218L217 166L220 168L219 171H217L218 167L216 166ZM232 170H233V168H228L227 172L233 173ZM261 170L263 172H261ZM236 173L234 172V174H236ZM229 176H231V175H229ZM105 193H113V194H119L120 193L121 195L125 196L126 198H129L132 195L131 192L126 191V190H120V191L112 190V192H105ZM105 193L101 194L100 196L104 195ZM185 193H188V192H185ZM100 196L95 198L88 205V207L85 211V214L83 217V235H84V238H85L87 244L89 245V247L95 253L100 255L101 257L106 258V259L114 262L115 264H118L117 261L120 264H127L129 256H121V255H125L127 253H130L133 249H135L136 247H138L140 245V243L142 241V237H141L139 231L142 229V227L140 225V222L131 221V216L126 211V207L124 205L120 204V207L118 206L115 208V210L111 211L109 208V203L104 202L105 200L100 199L99 198ZM87 215H88V217H87V221L85 223V218ZM84 223H85V225H84ZM85 229H86V232H85ZM213 229H214V231L220 232L221 231V225L219 223L215 224ZM134 230H138V235L136 237H133L131 235V231H134ZM151 230L153 231V223L151 224ZM246 245L248 247L249 264H262V261H264V231L263 230L262 231L261 230L256 231L255 229H252L250 231V233L248 234V237L246 240Z\"/></svg>",
	"mask_w": 264,
	"mask_h": 264
},
{
	"label": "built area",
	"instance_id": "obj_4",
	"mask_svg": "<svg viewBox=\"0 0 264 264\" xmlns=\"http://www.w3.org/2000/svg\"><path fill=\"white\" fill-rule=\"evenodd\" d=\"M261 10V6L258 3L250 5L246 8L245 17L242 20L244 25L249 24L250 22L254 21Z\"/></svg>",
	"mask_w": 264,
	"mask_h": 264
},
{
	"label": "snow or ice",
	"instance_id": "obj_5",
	"mask_svg": "<svg viewBox=\"0 0 264 264\" xmlns=\"http://www.w3.org/2000/svg\"><path fill=\"white\" fill-rule=\"evenodd\" d=\"M224 238H225V240H227V235H226V233L224 234ZM227 251H229V249L226 248V252H227ZM225 264H233V262H232V261H226ZM262 264H264V261H262Z\"/></svg>",
	"mask_w": 264,
	"mask_h": 264
}]
</instances>
